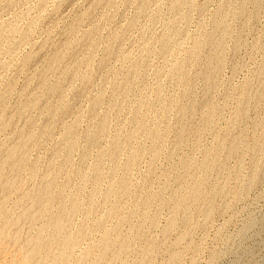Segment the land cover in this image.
I'll use <instances>...</instances> for the list:
<instances>
[{"label": "rangeland", "instance_id": "rangeland-1", "mask_svg": "<svg viewBox=\"0 0 264 264\" xmlns=\"http://www.w3.org/2000/svg\"><path fill=\"white\" fill-rule=\"evenodd\" d=\"M243 1L244 0H181V1L180 0H176V1L175 0L174 1L173 0H0V31L1 30L3 31V32L2 31L0 32V101H1L0 104H2V106L0 105V108L4 109V110L0 109V114L2 116V117L0 116V118L1 119L5 118L4 120L0 119V126L4 124L3 125L4 127L3 126L0 127V155H1L0 158L3 156L5 158V155L8 152V150L11 152H13L14 150V153L16 152L15 155L17 156V159H19L20 164H22L23 158L26 159V161L23 160L24 161L23 164L27 162V164H25L26 166L23 165L20 168L21 169L20 170L18 168L20 165L15 169L12 168L13 163H14L13 161L16 159H14L13 161L11 160L13 163L11 161L9 163L8 161L7 165L8 163L10 165L7 166L5 164L6 166L5 165L3 166L2 171H1L2 173H0V179L4 180V181H0V184H3V185H0V188L2 186L1 188L2 190L0 189V196L2 195L4 196V197L3 196L0 197V208H1V205L3 207V209L1 208V211H0V218L1 216H3V219L4 218L5 219L7 218L6 220L9 219L8 221H6V223L7 225L8 224L10 225V226H7L6 223L3 224L5 219L3 220L1 218L0 221H2L3 223L2 222L0 223V228H1L0 229V264H25L26 260H28L26 264H34L37 261H38L37 263L39 264H42V262L43 264L44 263L48 264L47 263L48 261L49 263L52 261L51 264H53L54 262H55L54 264H57V262L58 264H63V263L64 264H74V262L75 264H77L76 260L83 261L82 262L83 264H84V261H86L85 262L86 264H92L90 262L95 261V259L97 260L96 262L99 261L98 262L99 264H119L122 262L120 261V259L124 260V262H122L123 264L126 263L125 261H127L126 264H128V262H130V264H137V263L143 264L144 261L146 260L145 258H149V256L151 255H152L151 258L153 260L151 261V259L149 258L146 260L148 261V263L145 261V264L146 263L149 264L150 262L151 264H165V263L170 264L172 262H173L172 264H264V77H263L264 76V66H263L264 65V0H253V2L256 1V4L258 3L256 5L254 2L255 6L252 4L251 0L249 1L245 0L244 2ZM170 2L171 3L175 2V4H177L175 5L176 8L174 6H171ZM225 4H227L228 7ZM242 4H245V5H242ZM218 6L223 9L220 10L221 8H219ZM171 7L174 8V10ZM225 7H226V11H224ZM241 7L245 9L244 13ZM217 8H219V10ZM227 8L228 9L230 8V9L228 10ZM233 10H235V12H233ZM86 11L87 13L88 12L89 13L88 14L84 13ZM230 11H232V13ZM237 11H239V13H237ZM214 13L216 14L215 15L216 17H214ZM236 13H237V16H236ZM217 14L219 15L221 14L220 15L222 16L221 18H225L223 17L224 14L225 16L229 14V16L226 17L227 19L226 18L219 19V15L217 16ZM31 18L37 23L35 24L31 23V22H34V21H31ZM213 18H215V20ZM221 20H223L221 23L225 22L226 26L224 24H222L223 26L220 25L221 23L217 25V23L220 22ZM213 22L215 23L213 24ZM28 24L30 27L27 26ZM33 25L35 27H33ZM215 27H217V29ZM223 27H225L226 29V30L224 29L225 32L221 31L220 29ZM7 28L8 30H11L12 32L14 29L15 31L16 30L17 31L16 33L12 35L11 34L12 32L9 31L10 33H8ZM27 28L29 30H27ZM214 28L217 31H215ZM212 30L214 31L212 32ZM220 31L224 32L225 34L222 33L221 35ZM4 32L6 35L5 39L3 36ZM6 32L9 35H7ZM25 32H27L26 33L27 35L25 34ZM209 32L213 35H214V32L215 33L218 32L219 34L216 33L213 39H211L213 35H211L212 37L210 36L211 38L207 39L206 36L210 35ZM21 33L22 35H25V37L22 36L21 38ZM207 33L209 34L207 35ZM217 34H218V37H217ZM198 37L199 38L201 37L203 39L200 38L197 40ZM219 37L220 39H218ZM216 38H217V41L222 40V42H219V41L216 42ZM195 39L197 40V42L194 41ZM206 39L207 40L211 39V42L207 41ZM214 39H215V42L212 41ZM201 41L203 42V44L201 43ZM193 42H196L198 44L201 43L203 46L200 44L201 45V48H200L197 46L198 45L197 44L196 45L198 47V50H197V47L196 48L193 47L196 44V43L193 44ZM213 43L214 45L216 43V45L214 46ZM67 44H70V47ZM217 45L220 47L221 51ZM204 46L207 47V50H204V52H202L203 50L201 49L203 48L206 49V47ZM66 47H69V48L66 49ZM109 48L111 49L110 51L108 50ZM190 48L192 49L194 48L192 50V53L190 52L191 51ZM187 50H189L188 53H187ZM194 50L195 51L197 50V52H195ZM58 51H60L63 54L62 55L59 52V54L64 56V59H62L61 55L58 54ZM107 51H109L110 54H108ZM218 52H220L221 55H219L220 53ZM207 53H209V56L207 55ZM56 54L59 57H61L60 59L62 61L58 58V56L56 58ZM186 54L187 55L189 54L188 57H190L193 61L196 60L197 63L195 61V65H194V62L191 61L190 58L188 60V57L187 58L185 57L187 56ZM196 56L200 58H197ZM214 56H217V57L215 58ZM221 57L222 59L218 60V58H221ZM185 58L188 61H185ZM55 59L60 60V61L57 60L59 62L58 65H56L57 62ZM214 61L216 62L214 63L216 65L213 64ZM177 62L180 64L182 62L183 63L185 62L184 64L187 67H185L184 64L179 66ZM173 63H176L174 64L175 65L174 68L172 65ZM220 64H221V67L219 66ZM50 65L51 66L54 65V67L57 69L55 68L53 69V67L50 68ZM183 65L185 69L183 68ZM133 67L135 70L137 69L135 73H134L135 70H133L132 72ZM47 68L49 70H46ZM172 68L173 70L174 69L176 70L171 72ZM177 68L178 69L183 68L184 71L183 70L179 71ZM67 69H69V71ZM65 70H66L65 73L67 75L64 74L65 76L64 78H62V76L60 75H62L64 73L63 71ZM77 70L78 71L80 70L81 72H76V75H75L74 72ZM44 71H47V72H44ZM176 71H177L176 74H178L180 78L177 77V75H175ZM170 72H171L170 74L171 76L169 77L168 73ZM178 72H182V73L179 74ZM204 73L205 75H203ZM79 75L81 76L82 81ZM172 75L174 78L172 77ZM74 77H76L75 78L76 80L77 79L79 80V78L80 80L76 81L75 79H73ZM185 77H186V80L189 77L188 80L190 81H186L184 79ZM191 77L192 78L194 77L193 78L194 80L190 79ZM182 81L184 83H181ZM41 82L43 85V88L41 87L42 90L39 88L40 86H42ZM58 82L60 83L59 85H58ZM45 85L48 87V89L45 87ZM50 85L55 86L56 89L60 87L61 89L59 88L60 90L58 89V92L61 94H58L57 91H56L57 93H53V89L54 91L56 89ZM182 85L183 86L186 85V86L183 87ZM206 85L207 87H205ZM6 88H8L9 90L8 89L6 90ZM124 89H126V93H128L129 95L125 96ZM184 89L187 91H184ZM190 89L193 95H190V99H189V92H191ZM7 91L8 92L10 91V94ZM48 91L52 92V94L51 95L50 93L48 94L47 93ZM242 93L243 94L245 93V94L243 95ZM2 95H4V97ZM60 96H62L63 100L65 99L64 101L63 100L61 101L62 102L61 104L59 103L60 102L59 99L61 98ZM158 97L161 99V100L159 99L160 101L157 99ZM143 98H145L144 101H143ZM2 100L4 103L2 102ZM30 101L32 103H30ZM140 101L141 102L143 101V104H141ZM146 101L147 103H144ZM191 101L193 104L191 103ZM64 102H67V104L66 103L64 104ZM152 102H156V104L153 103V107H155L154 110L153 109L150 110V108H153ZM160 102H163V103L166 102L167 104L171 103L169 104V106L171 105L170 107L173 108L174 110L170 109V107L168 108L167 107L168 105L166 103L161 104ZM184 102L186 103V105H183V107L185 106L186 107L183 109L182 104H185ZM91 103L93 105L95 104L96 106L95 105L93 106ZM157 103L161 105L159 106ZM136 104H141L143 107H141L140 105L138 106ZM187 104H189V108ZM23 105L25 106V109L28 108L27 109L28 112L24 109ZM35 105H36V108L32 109L31 107L32 106L35 107ZM57 105H60V106H58L57 108ZM54 106L56 108H54ZM136 106H138V108L141 107V109L140 110L136 109L137 108ZM144 106H147V107H144ZM157 106L158 107L163 106V108H160L161 109L160 110ZM165 106L168 108V109L166 108V110L170 109L169 111H167V113H164L166 112V110L165 111L163 110L165 109ZM180 106L182 109L181 108L179 109ZM239 106L241 107L242 110L245 109V111H241ZM19 107H21L20 108L22 109L21 111H24V112L21 113V111L18 110ZM60 107H61V110H60ZM213 108L216 110H214ZM56 109H58L59 111L58 110L56 111ZM178 109L181 111L180 114H179L180 111ZM190 109L192 110V112ZM238 109H240V112H238L239 111ZM136 110H138L137 115L139 114L138 115L139 118L138 116H136V112H133ZM175 110L177 111L176 113H175ZM184 110L185 111L187 110L186 111L187 112L186 115L188 114L187 116L184 115L185 114ZM48 112H53L52 114L53 116H51V114H49ZM20 113L21 114L24 113V114L21 115ZM177 113H178V116L176 115ZM133 115H135L136 118H133L132 117ZM140 115H142L143 118ZM103 117L106 120L104 119L100 120V118H103ZM140 118L142 119L143 122H141ZM177 118H179V121ZM183 118L185 120H183ZM9 119L10 120L12 119L11 120L12 123L11 121L8 122ZM131 119L132 120L135 119L136 122L133 121L134 122L133 123ZM77 120L78 122H76ZM1 121L3 123H1ZM104 121L106 124L103 123ZM205 121H207L205 123L206 126L203 124ZM8 123L11 124V125L9 124L10 126L8 125L9 128L7 127ZM137 123L139 124L137 125ZM100 124L101 126L103 124L104 127L106 125L107 128L106 127L103 128L101 126L99 127ZM135 124L138 127H136ZM185 124L188 127L185 126ZM69 125L74 126V127L69 128L68 127ZM139 125H141V127ZM97 126L99 127V129L97 128ZM131 126L134 128L135 127L138 128L137 130L135 129V131L137 132H134V129ZM145 127L148 129V132L146 131L147 129ZM164 127L165 129L170 128V130L168 129L169 131H167L166 129V131H164ZM71 128H73V130ZM88 128H90L91 131L93 130L92 134H90L91 131ZM150 129L153 132L151 131L149 133ZM177 129H179L180 131L179 130L177 131ZM86 130L88 131L90 135L86 133L87 132ZM97 130L98 131L100 130L99 132L101 133L97 132ZM103 130H105V132ZM154 130L156 131L155 135L156 136L159 135L158 137H156L153 134ZM67 131L69 133L71 132V134L68 135ZM15 132L17 133L18 136L15 134ZM116 132H118V135L120 133L121 136L119 135L120 137H118L117 135L115 137L114 134L116 135ZM129 132L130 133L134 132L136 135H134L133 133L130 134ZM18 133L21 135H19ZM97 133L100 134V138L98 137L99 139L97 138V136H99V135H96ZM147 133H149V136H147L148 135ZM28 134L29 136L31 135L30 136L31 138L27 136ZM64 134H66L67 136ZM126 134L133 135L135 139L133 137L131 138L128 137V135L126 136ZM95 135H96L95 137L96 140H94V137H93ZM153 135L154 137H156L155 139ZM160 135L162 136L161 140L159 139L161 137ZM66 137H69L68 140L66 139ZM84 137L86 138V141H84L85 140L83 139ZM87 137H89L90 140L93 137L92 142L90 141L91 144H89L90 142ZM117 137H118V140H116ZM150 137H152V140H150ZM163 137L165 138V140L163 139ZM16 138H18L19 140H17ZM23 138L24 140H22ZM111 138H113V141ZM177 138L179 140L182 138L181 140L183 141L181 140L178 141ZM234 138H236L235 142L234 140L231 141V139H234ZM30 139H32L33 142ZM13 140H15V144H17L18 142L19 143L21 142L20 143L21 145H23V142L26 140L28 146L24 147L25 142H26L25 141L24 146H22L24 148L23 149V148H20L21 145L18 143V145H20V146L17 145V147H19L18 149L14 146L15 144H13L14 142ZM59 140H61L62 142ZM129 140L130 142L131 141L132 142L130 143ZM153 140L155 142H151ZM236 140L238 142H236ZM115 141L116 142L118 141V142L115 143ZM161 141L164 143L162 144ZM28 142L30 143V145ZM85 142L87 143V145ZM109 142L111 143L109 144ZM113 142L116 145L112 144ZM121 142L127 145L131 144L132 147L129 146L125 149V146L127 145L122 146ZM59 143H60V146H59ZM73 143L76 146V148L72 146L69 148L68 145L70 144L73 145ZM93 143L97 145L94 146ZM214 143H216L215 145L218 147L219 145H223L221 146L223 147L222 148L223 151L221 147H219L221 149L220 150L218 147L214 145ZM11 144H13V146ZM64 144H67V145H64ZM118 144H121V145H118ZM108 145L109 147L111 145H114V147L112 148L111 146V148H112L113 154L115 153V155L111 154L112 151H111V148L108 147ZM163 145H164V148H163ZM57 146H58V149H57ZM64 146H67V148ZM88 146L89 148L86 149V147ZM115 146L120 147V148H116ZM121 146L124 147L125 149V150L123 149L124 151L122 150ZM159 146H161V149ZM229 146L230 147L234 146V150L236 152H234L233 150L232 153H236V154L231 155L230 154L231 152H230L228 154L229 158H227V156L225 157V155L230 151ZM9 147H12V149L11 148L9 149ZM212 147L213 148L216 147L217 149L215 148L213 152ZM2 148H4V150H2ZM6 148L8 150H6ZM54 148H56V150H59L55 152L56 156L55 154L52 155L53 152L56 151ZM59 148L61 149L63 148L65 151L62 149L60 152ZM71 148H74V149H71ZM104 148L105 149L109 148V149L106 152L105 150H103ZM237 148H240L238 149V152H237ZM83 149L84 151H86V153H84ZM115 149L118 151L117 152L118 156H116L117 153ZM129 149L131 150L130 151L131 153L129 152ZM156 149L157 150L159 149L160 151L158 150L157 153L154 152V151H157ZM21 150L22 151L25 150L26 152L23 153ZM119 150L121 152L120 154H119ZM209 150H210V154H208ZM215 150L216 151L219 150L218 152H220L219 153L220 156ZM1 151L6 152V153H2ZM169 151L170 153L171 151H173L172 152L173 154L172 153H171L172 155H170V153L168 154ZM11 152H8V154H10ZM58 152L62 154L59 155ZM87 152L89 153V155ZM96 152L97 153L101 152L102 155L101 154L99 155ZM136 152L139 154H137ZM205 152L206 154L204 155L203 153ZM21 153H23L24 155H21ZM82 153L85 155L82 156ZM17 154H20V155H17ZM68 154H69V157H68ZM104 154L106 155L105 158L107 156L109 157L105 159ZM157 154H159V156H156ZM221 154L222 156L224 155L225 159H223L224 157H222ZM26 155L28 158L24 157ZM98 155L101 156L99 157V159L96 158L98 157ZM130 155L132 156L133 161L131 159L129 160V158H131ZM153 155L156 157L152 158ZM203 155L204 156L210 155V157L206 156L204 159ZM16 156H14V158H16ZM59 156H61V158ZM114 156H116L115 158L118 157L117 158L118 160L116 159L117 167L115 166L116 162L115 163L111 162L112 164H108L110 161L115 160ZM135 156L137 157L136 159H135ZM215 156H217V158H215ZM94 157H95L94 159L95 162L91 160ZM126 157L128 158L129 163L128 161L126 162L127 160ZM168 157H170L169 160H167ZM4 158H1V159L3 160ZM83 158L85 160H83ZM202 158H203V161L206 160L205 162L209 164L208 166L209 168L201 167L202 163L204 164V165L202 164L203 166L207 165L205 162H202ZM96 159L101 162L97 161ZM185 159L188 160L187 161L188 163H190L188 165V167L191 166L189 169L188 167H186L187 162L186 163L183 162ZM212 159L214 160L211 161ZM54 160H56L55 163H54ZM64 160H67L68 163L70 164H67V162L65 161L66 162V165H65ZM217 160L220 162V164H217L218 163ZM96 161L99 164L100 163L101 164L99 165L98 163H96ZM180 161L183 162L186 168L183 167V164ZM210 161L213 162L214 165L211 164ZM214 161L216 162L217 165L215 164ZM123 162H126L124 164L125 167L128 166L129 164L133 165L132 167L131 165H129L130 167H127V168H131L132 170L130 169L128 170L126 168V171H122L124 167ZM49 163L53 164V166L55 167H52L51 165L49 167ZM57 163L59 165V168L62 167L60 169L58 168L60 171L56 170L58 166ZM59 163H61V165ZM90 163L91 164L94 163L92 164L93 167L91 168H90V165H91ZM179 163L182 164V166ZM32 164H34V166L36 165V167L32 169V171L34 170L33 173L30 170L31 167L33 168ZM97 164L99 166L95 167V165ZM150 164L151 166H149ZM67 165L68 167H66ZM121 165H123V167H121ZM210 165L212 166L210 167ZM24 166L26 168H24ZM101 166L103 169L99 170ZM213 166H215V168ZM51 167H52V171L54 174L51 172ZM112 167L113 169H111V171H114L116 167L115 171L117 173L114 171L116 173V174L114 173L115 175L114 174L112 175L113 172L109 171L110 168ZM125 167H124V170H125ZM78 168H79V172H77ZM87 168H89L91 172L89 169L87 170ZM92 168L95 171L99 170L103 173L98 174L99 172H95ZM47 169H49L48 170L49 172L47 171ZM209 169L211 170L210 174H209V171H210ZM17 170L20 172L18 173ZM85 170L88 175L85 173ZM201 170H204V171H201ZM255 170H256V173H255ZM4 171L7 173H5ZM29 171L31 172V174ZM62 171L65 172L68 178L65 176V174ZM129 171H131L130 175L128 174ZM251 171H254V173ZM9 172L12 174L17 172L18 174H14L13 176ZM35 172L37 173L34 174ZM58 172H62L60 173L61 175ZM88 172H90V174ZM201 172H203V175L201 174ZM41 173L43 174V176ZM57 173L61 177H59ZM68 173L71 176L70 175L68 176ZM80 173H82V175L84 173L86 176L85 175H84L85 177L81 176ZM120 173L122 176H119ZM4 174L8 178L2 176ZM77 174H79V176ZM253 174H255L256 177L252 176ZM16 175H19V176H16ZM98 175H101V177ZM199 175L201 179L198 177ZM9 176H11V178ZM29 176H33V177L29 179ZM45 176L46 178H44ZM91 176L93 178L94 177H97V178L93 179ZM115 176L116 177L119 176L118 178L120 179L121 177V179L118 180V178H115ZM166 176L170 178V179L168 178L169 179L168 183H167L168 180H166ZM80 177L81 178L84 177L82 178L84 182L81 180ZM14 178L16 179L14 180ZM38 178H42V179H38ZM50 178L53 179V180L51 179L53 182L49 180ZM114 178L117 179L118 181H116ZM202 178L204 181L202 180ZM63 179L65 180L63 181ZM66 179H68V181L70 180L71 181L65 182ZM97 179H99V181H97ZM198 179H200V182H197L199 181ZM12 180L15 183H12ZM40 180H43V181H40ZM44 180H46V182H44ZM122 180L124 182V186L127 185L126 187L128 186L130 187V189L129 187L127 189L124 186L123 187L125 189L119 188L121 189L120 191H122L123 194L119 192V189L116 192L117 188L119 187L118 184H116V182L119 183V181H122ZM126 180L128 181L127 183H126ZM194 180L196 181V183L194 182ZM8 181L9 183L7 184L8 186L6 187L5 185ZM47 181L50 183H48ZM95 181L99 182V184H96L97 182L94 183ZM106 181L108 182L109 185L111 184L110 182H113L110 185V187L113 184L115 186L113 185L112 186L113 188H109L108 187L109 185L107 184ZM59 182L60 184L58 185ZM63 182H65L64 184L65 185L67 184L68 187L64 186V184H62ZM193 182L195 183L194 185L198 183L196 185V188H198L197 194L198 196H202V198L196 195L193 196L194 194L193 192L194 188L192 184ZM42 183L47 187V189L49 186V190H47V192L49 191L48 194H52V195L51 197L50 195L48 197L46 195L47 198L46 197L45 198L47 199L48 203H45L46 199L44 198L45 199L44 202L42 201L40 204L36 205L34 197H36L35 195H37L40 192L38 188L39 189L46 188L44 185L41 186ZM80 183H83L84 186ZM92 183L95 185H98V188L95 189L97 186L93 185ZM39 184H41L40 185L41 188L38 186ZM91 184L95 186V188ZM163 184H166L165 185L166 187H164ZM36 185L38 186V188ZM50 185L54 189L51 188ZM75 185H77V189ZM78 185L80 187L83 186V189L84 188L85 189L81 190ZM10 186L12 189L10 188ZM59 186L61 187V189L59 188ZM178 186H181V188L179 189ZM32 187L34 189L36 188L35 190L37 191L34 190V193H33ZM107 187L109 188L108 190H106ZM6 188L11 191L6 190ZM78 188L81 192L78 190ZM161 188H163V190ZM50 189H52L53 191ZM122 189H124L125 191L126 189L130 191L129 192L126 191L127 194H125L124 193L125 191ZM159 189L161 190V192ZM178 189L181 190L179 191V193L177 192ZM183 189L184 190L186 189L187 191L185 190L182 193ZM215 189L217 191V194H216ZM75 190L79 191L80 194L82 195L79 196L78 195L79 192L75 193L76 192ZM92 190H93L92 192L93 194L91 193L89 194V192ZM94 190L96 191L94 192ZM157 190L160 193L156 192V194L159 193L156 196L155 191ZM174 190L177 196L174 194L171 195V193H174L173 192ZM220 190L221 191L224 190L222 191L223 193H221ZM27 191H28L27 194L31 193V195H26L25 193ZM50 191H52L53 193L52 192L50 193ZM55 191H58L56 192L58 195L55 194ZM105 191H108V192L111 191L112 193L114 192L111 195L115 196V199L114 197L112 198V196L108 194V192H105ZM198 191L201 195L198 193ZM208 191H210L212 194L209 192L208 193L209 196L206 198ZM22 192H24V194H22ZM36 192L38 193L36 194ZM115 192L118 194L117 196ZM186 192H188L189 194H187ZM202 192H203V195H202ZM59 193H60V196H62V200H61V197L59 196ZM74 193L75 195L77 194L76 197ZM161 193L162 195H160ZM64 194H66V196ZM69 194H70V197L68 196ZM95 194H97V196ZM103 194L104 195L107 194L106 196L108 197L107 198L108 201L106 200V196L103 197ZM120 194L123 196L120 197ZM214 194L216 195L214 196ZM89 195H92V197L94 198L92 199V197ZM158 195H160V197ZM187 195L191 196V198H188ZM144 196L147 197L146 200L144 199L146 198ZM171 196H172V199L174 200V201L172 200L173 202L171 201L172 203L169 202L170 199L168 200V198H170ZM175 196L177 199H175ZM183 196H184V199L187 197L186 199L187 201H185L184 199H181L183 198ZM192 196L193 198L195 197L196 200L198 197V201L192 200L191 203H194V204L189 205L190 202L188 203V201H191L190 199H193ZM203 196H204L205 204L203 202L204 201ZM66 197H68L69 199L67 198V201H64ZM72 197H74L75 199H73ZM116 197L117 198L119 197L118 200H116ZM156 197L158 198L155 200ZM111 198L114 200V201L112 200L114 203L110 202ZM149 198L150 199L152 198V200H148ZM179 198L183 200L181 203H179L180 202ZM199 198L201 199L202 202L200 201ZM208 198H210V202L212 200L213 204L207 201ZM17 199L19 202L23 201L22 204H20L18 201L17 203L16 202ZM24 199H28V200L24 201ZM48 199L51 200V202ZM52 199L55 202L57 201L59 204L61 201L62 205L63 204L64 205L60 206L57 202L54 203ZM103 199H105L107 202L106 201L103 202L102 201ZM1 200L5 201V202L3 201L4 204L1 202ZM13 200L15 203L13 202ZM71 200L73 204L71 203ZM78 200L79 201L81 200L80 203L82 204H79ZM175 200H178L177 203L175 202ZM144 201H145V205L147 206L148 204H150L149 201H151L150 205L153 204L152 207L150 205L146 207L143 203ZM162 201L164 204L165 202L169 203L168 205H172L175 202L176 204L174 203L173 205H176V206H174L175 208H172L173 206L169 207L167 206V204L164 205ZM65 202L67 203L65 204ZM87 202H89L88 203L89 205L87 204ZM102 202L103 203L106 202L105 204L107 205L103 204V207H102ZM206 202H209L208 203L209 206ZM5 203H6V206H3L5 205ZM99 203H101L100 204L101 206L99 205ZM109 203L111 205V208H110ZM182 203L186 205L188 204V205L186 206V205H183ZM33 204L34 206H32ZM41 204L45 206L43 207V209L45 208L44 210L47 211L46 208L50 209L51 212L47 211L48 212L47 214H50L48 218H47V214L46 215L44 214V212L46 211L40 208V206L42 207ZM44 204H47L48 206H51V205L52 206L48 207L47 205H44ZM85 204L87 205V207ZM117 204L119 205V207L121 206L124 209L121 207L120 209ZM133 204H135V206L138 208H135ZM20 205L22 206L20 207ZM68 205H69V208H67ZM140 205H142V207ZM37 206H39L38 209H37ZM56 206H58V208ZM76 206H77V209L74 208ZM113 206L115 209L113 208ZM127 206L129 209L127 208ZM143 206H145L144 209H143ZM163 206H167L168 208L163 207ZM179 206H181V208H179ZM183 206L186 208L187 207L189 208L186 209ZM210 206L212 209L209 208ZM59 207L61 208L60 210H58ZM65 207L67 208V211ZM71 207L74 208V210L78 212H75L73 209H71ZM80 207H84V208L79 209ZM88 207L89 208L91 207V209H89ZM206 207L207 209L202 210V208H206ZM17 208L19 209V212L18 214L15 215V213H17L18 211ZM107 208H110L109 210L113 211V212L111 211L112 215L114 213L115 215L120 213V215L118 214L116 215V217H114L115 215L111 216L109 214L110 211L109 210L106 211ZM132 208H135L136 210L134 209L135 210L134 211L132 210ZM156 208L160 210L156 211ZM9 209L10 210L13 209L12 210L13 212L12 211H10L11 213L5 212L6 210L9 211ZM84 209L85 211L88 210L90 214L88 218H87L88 213L86 212L87 214L86 213L84 214L85 212ZM93 209L94 210L96 209V210L93 211ZM146 209H147V213L145 212ZM176 209H180V210L176 211ZM208 209L209 211H207ZM2 210H4L5 213ZM61 210H63L62 212L63 214L66 211L65 213L66 215L60 214ZM72 210H73V213H71ZM91 210L95 212L94 214L92 213L93 216L91 215ZM28 211L29 212L32 211V212L29 214ZM55 211L58 213H56ZM203 211L205 213H208L207 216ZM36 212L37 213L39 212V214H36ZM141 212L142 213L144 212V213L141 215ZM155 212H157V214L160 212L158 214L159 216H156ZM7 213H10V214L7 215ZM53 213L56 215L55 217L58 218L57 219L58 221H60L61 219L62 220L64 219L63 221L61 220L63 223L60 221L61 222L60 232L63 230L65 231V234L66 233L69 234L70 232V235H71V232L74 231L75 234L74 233H73L74 235L72 234V236L74 237L69 236V238L73 242L68 238L67 234L65 237L60 232H58L56 236L54 235L56 234L54 232L55 231L54 225L58 221L57 220L55 221L54 218H52L54 222H51L52 220L50 219L51 217L54 216V215L51 216V214ZM75 213L76 215H73L74 219L70 220L72 219L71 217H73L71 215ZM107 213L109 214V217ZM126 213L129 214L128 218L126 217L127 220L124 217ZM173 213H175V215ZM209 213H211V215ZM11 214L13 215L11 216ZM23 214L25 216H22ZM144 214L146 216H144ZM172 214H173V217H172ZM36 215H37V219L35 217ZM68 215L69 217L71 216L69 219L68 217H66ZM122 215H124L123 216L124 218L122 217ZM138 215L140 217L141 216L146 217L145 218L146 222L144 223L145 219L143 220L142 219L143 217L140 219ZM152 215L154 217H158L156 223L154 222L156 221V218L155 220H154V217H153V220L151 219ZM186 215L188 217L187 218L188 221L186 217L185 219L188 223H186L183 217ZM208 215L209 217L210 216L211 217L207 219ZM106 216L110 219L111 217H114V219L109 220L106 218ZM26 217H28V220ZM45 217L47 218L46 220V222L48 221L47 223L43 221ZM96 217L100 218L101 220L98 219L100 221H97ZM120 217H122V221L124 224H122V221L121 222L117 221L118 219L121 220ZM167 217L169 218L172 217V218L168 220ZM181 217H182V220H181ZM17 218H19V220H17ZM38 218H40V220ZM66 218L69 221H71L72 224L68 220L66 224ZM85 218L90 219V220L92 219V220L90 221ZM174 218H176L177 220L175 221ZM33 219L35 220L33 221ZM16 220L18 221V223L15 222ZM26 220L30 224L29 223L27 224ZM82 220L84 221V223H86L84 225L85 227L86 225L89 226L91 223L95 221V224H91V230L89 228L90 231H92L93 229L95 230L89 233L88 228L87 227L85 228L82 226L83 225ZM140 220H142V223ZM166 220H168L167 221L168 223L170 222V220H172L174 223L176 222V226H172L173 227L172 230H170V227H169V230H167L168 228L166 227H168L169 225L167 226L165 225L167 223ZM10 221L13 223V224L11 223L12 225L10 224ZM182 221H185L186 224L183 223ZM23 222H26V223H23ZM31 222L34 224H32ZM41 222L47 225L50 222L51 225L53 224L54 225L53 227L52 226L50 227V224H49L48 226L49 229H48L47 225L45 226L46 227L45 228L43 227L45 224L43 225ZM88 222L90 224H87ZM98 222H101L104 225ZM113 222L114 224L118 222L120 223L114 225ZM150 222L152 223V225ZM137 223H138L139 228L140 226H143L142 229H145V231L143 230L142 232L141 229L137 231L138 226L135 227ZM15 224H20V226L21 224H23V226L25 224V226L24 227L23 226L20 227L19 225L15 226ZM120 224L124 226H119ZM182 224L183 225L185 224V226H183ZM28 225L29 226L34 225V226L31 228V226L29 227ZM94 225L96 226L101 225V226H99V228L98 227L95 228L96 226L94 227ZM116 225H118L121 231V232L119 231L120 234L117 233L118 227H116ZM131 225H135V226L131 227ZM13 226H14V229L11 230ZM17 226L18 228H16ZM64 226H66L67 229ZM6 227H9V229L7 230ZM27 227H29V229ZM36 227L39 230V231L37 230L38 232L36 231L37 229ZM74 227L77 229H75ZM78 227L79 228L81 227V229H79ZM148 227H151V229L150 228L148 229ZM72 228H74V230H72ZM128 228L129 230L131 229V231H129ZM132 228H134L135 230L137 229L136 232ZM15 229L16 230L18 229V230L16 231ZM43 229L44 230L46 229V231L43 232ZM78 229L79 230L83 229V230L79 231ZM84 229L87 233L84 231ZM104 229L106 230L104 231ZM163 229L165 230V232ZM77 230L80 232L79 234H81L82 232V234L84 233V236L85 235L86 236L84 238L83 236L79 237V234L76 232ZM17 232L19 233V235ZM40 232H43V235L38 234ZM105 232L107 233L104 234ZM111 232L112 233L115 232L117 235L112 236ZM129 232H131L132 234L130 235ZM34 233H36L35 236H39V238L37 239L36 237L34 238ZM52 233H53V236H52ZM162 233H164L163 234L164 236H162ZM182 233L184 234L182 235ZM31 235L36 240L40 239L41 237H43L44 239L45 238L47 239L49 235H51L52 237L49 236L50 241L48 239L44 240L43 238H41L40 241L43 242V244L38 240L42 244L41 245L40 243H38V241L36 242L32 237H30ZM103 235H105L104 237L108 238L107 246L106 244L102 245V243L104 242V238H101V237H103ZM132 235H135L137 237L139 235H142V236H140V238L138 239L137 237L132 236ZM44 236H47V237H44ZM121 236L124 241L120 238ZM56 237L58 239H56ZM63 237L64 238L67 237L70 241H68V245H67L68 248L64 247L65 249L63 250V255H62L61 254L62 247L65 244L63 243L61 245L60 244L57 245L58 249L56 250V252L58 254L54 252L55 249H53L54 248L53 246H55L56 248L57 243L65 242V240L67 241V239L64 240ZM75 237L77 239H75ZM111 237L112 238L115 237L114 239L115 241L116 240L117 241L115 242L114 240H111L112 239ZM151 237L153 239H151ZM180 237L182 238L183 241L179 239ZM51 238H53V240ZM59 238L62 239L61 242ZM78 238L82 240L80 239L78 240ZM99 238H101L100 244L96 246V244L99 243V240H98ZM156 238L159 239L157 240V242L155 241ZM162 238H164L163 241H162ZM133 239L135 240V242H132L134 241ZM148 239L150 240V242L148 241ZM160 239L162 243L159 242ZM176 239L178 240V242H180L179 240H181L182 243L180 242L181 244H178ZM30 240H32L31 242H33L34 246H35L34 243H36V246L37 245L38 246L32 249L31 245H29ZM74 240L75 241L77 240V243H79V245L77 244L78 245L77 247L75 246L76 243L74 242ZM118 240H120V242H118ZM52 241H55V242H52ZM175 241H176V244L174 243ZM45 242H49L50 244L52 243L51 245L52 248L50 246L47 247L48 243L46 244ZM69 242L71 244H69ZM110 242H111V245H110ZM118 243H121V244H119L118 246ZM150 244L153 245L152 247H155L156 245L158 249L156 248L155 250V248H151ZM24 245L26 246L25 248L23 247ZM70 245L74 247H71ZM104 245L106 247H104ZM115 245L119 247V249H123L125 253H123V251L121 250L119 252L121 254H118L119 249L115 247ZM149 245H150L151 252L149 251V247H147ZM39 246L41 249H42L41 246H43V248L47 247L48 249L50 248L51 250L49 249L50 251L49 252L47 251L48 249L45 248L44 252L47 251L46 252L47 254H46L43 251H39L40 250ZM60 246L61 248H59ZM108 246L109 247L112 246V247L109 248ZM29 247H31V249ZM98 247L100 249H98ZM102 247H104L103 250L101 249ZM38 248L39 250H37ZM107 248H109V250ZM112 248L114 251L116 250L115 252L112 253L113 255L116 253L114 256L111 255L110 253L113 251L111 250ZM147 248H148V251H147ZM87 249L89 250V252H85V250ZM126 249L127 250L129 249V251H127ZM144 249L145 251H143ZM23 250L25 251V254L22 253L24 252ZM65 250L66 251L68 250V251L66 252ZM99 250L101 251L100 253H99ZM104 250L105 251L107 250L105 252L106 254L105 255L103 254L104 256H101ZM141 250L143 252L147 251L148 253L149 252L150 253L148 255H146V253H144L145 255H141V253L143 254ZM178 250L179 251L181 250V251L178 252ZM35 251L36 253L41 252L40 255L36 254V256L38 255V258L35 256ZM69 251H71L72 253L71 255L68 254ZM90 251L91 253L95 252L96 254L90 255ZM52 252H53V255H52ZM59 252L61 254V257H60ZM175 252L177 255L178 254L179 256L181 255V257L178 256L177 259L179 261H176L177 260L176 259L175 260L176 262L174 261L171 262L170 258L173 255V253L175 254ZM181 252H183V254ZM54 253L57 255H55ZM84 253L86 254L88 253V256L90 255L89 256L90 258ZM98 253L104 259L102 258L100 259L99 258L100 256L98 255ZM44 254H46V256ZM78 254H79V257H78ZM109 254L113 256V258H115L114 259L115 262H113V259L112 257H110ZM117 254H118V258H116ZM122 254H125L128 260ZM26 255H29L28 258L30 259L28 258L26 259ZM64 255H65V258H64ZM67 255L71 256L70 257L71 259L69 258V256L67 258L66 257ZM96 255H97V258H94V256ZM121 255L124 257H122ZM41 256H44V258L48 257V260L43 261L44 258L43 257L41 258ZM50 256H53L55 259ZM58 256L61 259L58 258ZM74 256H76L77 258H73ZM80 257L81 258L85 257V259L82 258V260H80L81 259ZM138 257L142 258V262H140V259ZM39 258L42 260V262H39L41 261V260H38ZM62 258L63 259L67 258L68 262L65 263L66 261L63 260ZM88 258L91 261H89ZM143 258L145 260H143ZM74 259L76 260L74 261ZM109 259H111L112 261H110ZM136 259L138 260L137 263L136 261H134ZM60 260H63V263ZM100 260L103 262L100 263ZM132 260L134 261V263L132 262ZM79 261H78V264L81 263V262L79 263ZM166 261H168L169 263ZM93 264H96V263L94 262Z\"/></svg>", "mask_w": 264, "mask_h": 264}, {"label": "bare ground", "instance_id": "bare-ground-1", "mask_svg": "<svg viewBox=\"0 0 264 264\" xmlns=\"http://www.w3.org/2000/svg\"><path fill=\"white\" fill-rule=\"evenodd\" d=\"M173 1H174V0H173ZM175 1H176V0H175ZM180 1H181V0H180ZM244 1H245V0H244ZM244 1H243V2H244ZM248 1H249V0H248ZM251 1H252V4H253V5H254V2H255V4H256V1H254V2H253V0H251ZM258 2H259V1H258ZM170 3H171V2H170ZM177 3H178V2H177ZM172 4H174V5H172ZM252 4H251V5H252ZM257 4H258V3H257ZM257 4H256V5H257ZM170 5L175 7V5H177V4H175V2H174V3H171ZM225 5L227 6V4H225ZM242 5H245V4H242ZM247 5H248V3H247ZM219 6H220V5H219ZM219 6H218V7H219ZM254 6H255V5H254ZM227 7H228V6H227ZM171 8H172V7H171ZM175 8H176V7H175ZM219 8H221V7H219ZM219 8H217V9L219 10ZM237 8H238V7H237ZM172 9L174 10V8H172ZM222 9H223V8H221L220 10H222ZM227 9H228V8H227ZM229 9H230V8H229ZM229 9H228V10H229ZM239 9H240V8H239ZM241 9H243V13H244L245 9H244L243 7H241ZM218 10H216V11H218ZM237 10H238V9H237ZM87 11H88V10H87ZM87 11L84 12V13H87ZM89 11H90V10H89ZM224 11H226V7H225V10H224ZM241 11H242V10H241ZM241 11H240V12H241ZM220 12H221V11H220ZM222 12H223V11H222ZM230 12L232 13V11H230ZM233 12H235V10H233ZM88 13H89V12H88ZM88 13H87V14H88ZM216 13H217V12H216ZM226 13H227V12H226ZM228 13H229V12H228ZM237 13H239V11H237ZM237 13H236V16H237ZM234 14H235V13H234ZM234 14H233V15H234ZM240 14H241V13H240ZM42 15H43V14H42ZM215 15H216V14L214 13V17H216ZM218 15H219V14H217V16H218ZM220 15H221V14H220ZM220 15H219V19L222 17V16H220ZM222 15H223V14H222ZM226 15H227V14H226ZM230 15H231V14H230ZM243 15H244V14H243ZM227 16H229V14H228ZM227 16H225V14H224L223 17L226 18ZM234 16H235V15H234ZM238 16H239V15H238ZM225 18H221V19H225ZM213 19L215 20V18H213ZM226 19H227V18H226ZM214 20H213V21H214ZM29 21H30V20H29ZM31 21H34V20H32V18H31ZM222 21H223V20H221L220 22H218L217 25L220 24ZM77 22H78V21H77ZM216 22H217V20H216ZM28 23H29V22H28ZM31 23H34V24H35V23H37V22L34 21V22H31ZM214 23H215V22H213V24H214ZM222 24H224V25L226 26V23H225V22H224V23H221L220 25H222ZM77 25H78V24H77ZM77 25H76V26H77ZM215 25H216V24H215ZM215 25H214V26H215ZM220 25H219V26H220ZM27 26H29V24H28ZM31 26H32V25H31ZM222 26H223V25H222ZM29 27H30V26H29ZM33 27H35V26L33 25ZM71 27H72V26H71ZM215 28L217 29V27H215ZM215 28H214V30H215ZM218 28H219V27H218ZM13 29H14V28H13ZM212 29H213V28H212ZM220 29H221V31H224L225 27L220 28ZM222 29H223V30H222ZM27 30H29V29L27 28ZM214 30H212V32H213ZM218 30H219V29H218ZM225 30H226V29H225ZM1 31H2V30H1ZM1 31H0V32H1ZM7 31H8V33L12 32L11 30H8V28H7ZM9 31H10V32H9ZM14 31H15V29H14L13 32L11 33L12 35H13L14 33H16L17 30H16L15 32H14ZM73 31H74V30H73ZM215 31H217V30H215ZM221 31H220V32H221ZM2 32H3V31H2ZM218 32H219V31H218ZM218 32H216V33H218ZM224 32H225V31H224ZM224 32H221V35H222V33L225 34ZM22 33H23V32H22ZM22 33H21V38H22V36L25 37V35H22ZM26 33H27V32H25V34H26ZM68 33H69V32H68ZM70 33H71V31H70ZM209 33H210V32H209ZM209 33H207V35H208ZM216 33L214 32V35H216ZM6 34H7V32H6ZM218 34H219V33H218ZM218 34H217V37H218ZM2 35H3V34H2ZM7 35H9V34H7ZM26 35H27V34H26ZM211 35H213V34L210 33V35L206 36V38H207V39H208V38H211V37H212ZM214 35H213V37H212L211 39L214 38ZM221 35H220V37H221ZM3 36H4V39H5V37H6L5 32H4V35H3ZM202 36H203V35H202ZM210 36H211V37H210ZM1 37H2V36H1ZM215 37H216V36H215ZM220 37H219L218 39H220ZM200 38H201V37H200ZM200 38L198 37L197 40L200 39ZM204 38H205V36H204ZM223 38H224V37H223ZM223 38H222V39H223ZM201 39H203V38H201ZM207 39H206V40H207ZM211 39H210V40H207V41H210V42H211ZM197 40L195 39L194 41L197 42ZM204 40H205V39H204ZM207 41H206V42H207ZM212 41L215 42V39L212 40ZM218 41H219V40H218ZM218 41H217V38H216V42H218ZM196 42H193V44L196 43ZM198 42H199V41H198ZM204 42H205V41H204ZM219 42H222V40H220ZM201 43L203 44L202 41H201ZM201 43H199V44L196 43L195 46H193V47L196 48V47L198 46V47L201 48V45H202ZM65 44H66V43H65ZM75 44H76V43H75ZM197 44H198V45H197ZM200 44H201V45H200ZM207 44H208V43H207ZM67 45H69V47H70V44H67ZM67 45H66V46H67ZM196 45H197V46H196ZM199 45H200V46H199ZM213 45H214V43H213ZM215 45H216V43H215ZM215 45H214V46H215ZM218 45H219V43H218ZM218 45H217V46H218ZM87 46H88V45H87ZM202 46H203V45H202ZM206 46H208V45H206ZM206 46H204V47H206ZM211 46H212V45H211ZM220 46H221V45H220ZM222 46H223V44H222ZM236 46H237V45H236ZM63 47H64V46H63ZM69 47H66V49L69 48ZM111 47H112V46H111ZM198 47H197V50H198ZM209 47H210V45H209ZM209 47H208V48H209ZM212 47H213V46H212ZM218 47H219V46H218ZM234 47H235V46H234ZM194 48H193V49H194ZM213 48H214V47H213ZM190 49H191L190 52L192 53V50H193V49H192V48H190ZM209 49H210V48H209ZM216 49H218V48H216ZM219 49H220V47H219ZM222 49H223V48H222ZM64 50H65V49H64ZM108 50L110 51L111 49L109 48ZM197 50H196V51L194 50V51L197 52ZM201 50H203L202 52H204V50H207V47H206V49L203 48V49H201ZM201 50H200V51H201ZM213 50H214V49H213ZM109 51H107L108 54H110ZM218 51H219V50H218ZM220 51H221V49H220ZM59 52H60V51H58V54H59ZM188 52H189V50H187V53H188ZM207 52H208V51H207ZM210 52H211V51H210ZM60 53H61V52H60ZM199 53H201V52H199ZM218 53H220V52H218ZM61 54H62V53H61ZM61 54H59V55H61ZM108 54H107V55H108ZM189 54H190V53H189ZM189 54H188V55H189ZM194 54H195V53H194ZM194 54H193V55H194ZM197 54H198V53H197ZM197 54H196V55H197ZM62 55H63V54H62ZM62 55H61V57H62V59H64V56H62ZM186 55H187V54H186ZM188 55L185 56V57L187 58ZM193 55H192V56H193ZM202 55H203V54H202ZM207 55L209 56V53H207ZM219 55H221V53H220ZM57 56H58V55L56 54V58H57ZM194 56H195V55H194ZM194 56H193V57H194ZM197 56H198V55H197ZM197 56H196V57H197ZM205 56H206V55H205ZM26 57H28V56H26ZM26 57H25V59H26ZM51 57H52V56H51ZM61 57L58 56L59 59H60ZM201 57H202V56H201ZM214 57L216 58L217 56H214ZM29 58H30V57H29ZM29 58H28V59H29ZM54 58H55V57H54ZM54 58H53V60H54ZM105 58H106V57H105ZM186 58H185V61H188L190 57H188V60H187ZM194 58H195V57H194ZM194 58H193V59H194ZM197 58H200V57H197ZM203 58H204V57H203ZM215 58H214V59H215ZM51 59H52V58H51ZM59 59H57V60L60 61L61 59H60V60H59ZM182 59H184V58H182ZM190 59H191V58H190ZM195 59H196V58H195ZM212 59H213V57H212ZM219 59H222V57H221V58H218V60H219ZM55 60H56V59H55ZM57 60H56V62H57L56 65H58V63H59ZM198 60H199V59H198ZM205 60H206V58H205ZM215 60H216V59H215ZM61 61H62V60H61ZM182 61H183V60H182ZM191 61H193V60L191 59ZM195 61H196V60H195ZM195 61H193V62H194V65H195ZM212 61H213V60H212ZM178 62H180V61H178ZM178 62H177V63H178ZM189 62H190V61H189ZM208 62H209V61H208ZM220 62H221V61H220ZM102 63H103V61H102ZM104 63H105V62H104ZM129 63H130V62H129ZM184 63H185V62H184ZM184 63L182 62L181 64H180V63H178V64H179V66H180V65H182V64H184ZM196 63H197V61H196ZM198 63H200V62H198ZM214 63H216V62L214 61L213 64H214ZM217 63H218V62H217ZM53 64H54V63H53ZM174 64H176V63H173V64H172V65H173V68H174V66H175ZM201 64H202V63H201ZM56 65H55V66H56ZM184 65H185V64H184ZM184 65H183V68H184ZM192 65H193V64H192ZM210 65H211V64H210ZM214 65H216V64H214ZM177 66H178V65H177ZM219 66L221 67V64H220ZM263 66H264V65H263ZM48 67H49V66H48ZM51 67H53V69L55 68L54 65H53V66L50 65V68H51ZM127 67H128V66H127ZM134 67H135V66H134ZM134 67L132 68V72H133V70H135ZM185 67H187V66L185 65ZM202 67H203V66H202ZM206 67H207V66H206ZM135 68H136V67H135ZM173 68L171 69V72H173V71L176 70V69L173 70ZM183 68H182V69H180V68L178 69V68H177V69H178L179 71H180V70L182 71ZM55 69H57V68H55ZM184 69H185V68H184ZM262 69H263V67H262ZM46 70H49V69L47 68ZM67 70L69 71V69H67ZM136 70H137V69H136ZM136 70L134 71V73L136 72ZM206 70H208V69H206ZM218 70H219V69H218ZM218 70H217V71H218ZM54 71H55V70H54ZM73 71H74V70H73ZM169 71H170V70H169ZM183 71H184V70H183ZM185 71H186V70H185ZM259 71H260V70H259ZM44 72H47V71H44ZM63 72H64V73H63V74L61 73L62 75H60V76H62V78H64V76H65L64 74H66V73H65L66 70L63 71ZM76 72H81V71H80V70H79V71H78V70L75 71V72H74L75 75H76ZM171 72L168 73V74H169V77L171 76V75H170ZM210 72H211V71H210ZM134 73H133V74H134ZM176 73H177V71L175 72V75H177V77H179L178 74H176ZM178 73L181 74L182 72H178ZM261 73H262V72H261ZM261 73H260V75H261ZM43 74H44V73H43ZM68 74H69V73H68ZM168 74H167V75H168ZM172 74H173V73H172ZM217 74H218V73H217ZM66 75H67V74H66ZM75 75H74V76H75ZM80 75H81V74H80ZM80 75H79V76H80ZM201 75H202V74H201ZM203 75H205V73H204ZM206 75H207V74H206ZM82 76H83V75H82ZM208 76H209V75H208ZM215 76H216V75H215ZM257 76H258V75H257ZM42 77H43V76H42ZM72 77H73V75H72ZM172 77H173V75H172ZM172 77H171V78H172ZM175 77H176V76H175ZM194 77H195V75H194ZM194 77H193V78H194ZM196 77H198V76H196ZM203 77H204V76H203ZM263 77H264V76H263ZM70 78H71V77H70ZM75 78H76V77H74L73 79H75ZM80 78H81V76H80ZM80 78H79V80H80ZM173 78H174V77H173ZM179 78H180V77H179ZM188 78H189V77H188ZM188 78H187V80H186V77H185L184 79H185L186 81H190V80H188ZM193 78L191 77L190 79L194 80ZM207 78H208V77H207ZM41 79H42V78H41ZM60 79H61V77H60ZM71 79H72V78H71ZM75 80H76V79H75ZM77 80H78V79H77ZM77 80H76V81H77ZM79 80H78V81H79ZM83 80H84V78H83ZM182 80H183V79H182ZM185 80H184V81H185ZM206 80H207V79H206ZM209 80H210V79H209ZM262 80H263V79H262ZM72 81H73V80H72ZM81 81H82V78H81ZM126 81H127V80H126ZM178 81H179V80H178ZM213 81H214V80H213ZM47 82H48V81H47ZM201 82H202V81H201ZM43 83H44V82H43ZM54 83H55V82H54ZM122 83H123V82H122ZM181 83H184V82L182 81ZM188 83H190V82H188ZM188 83H187V84H188ZM45 84H46V83H45ZM50 84H51V83H50ZM59 84H60V83L58 82V85H59ZM185 84H186V82H185ZM41 85H42V82H41ZM48 85H49V84H48ZM56 85H57V84H56ZM58 85H57V86H58ZM123 85H124V84H123ZM189 85H191V84H189ZM207 85H208V84H207ZM207 85H206L205 87H207ZM50 86H52V85H50ZM50 86H49V88H50ZM128 86H129V85H128ZM128 86H127V87H128ZM182 86H183V85H182ZM184 86H186V85H184ZM184 86H183V87H184ZM41 87L43 88V85L40 86L39 88L41 89ZM45 87L48 89V87H47L46 85H45ZM45 87H44V88H45ZM52 87L56 89L55 86H52ZM8 88H9V87H8ZM8 88H6V90H7ZM39 88H38V89H39ZM46 88H45V89H46ZM53 88H52V89H53ZM57 88H58V87H57ZM59 88H60V87H59ZM59 88H58V89H59ZM190 88H191V87H190ZM9 89H10V88H9ZM9 89H8V90H9ZM58 89H56L55 91H54V89H53V93H57V92H58ZM60 89H61V88H60ZM60 89H59V90H60ZM185 89H186V87H185ZM185 89H184V91H187V90H185ZM205 89H206V88H205ZM6 90H5V91H6ZM41 90H42V89H41ZM124 90H125V96H126V95H129L128 93H126V89H124ZM43 91H44V90H43ZM49 91H50V90H49ZM49 91H48L47 93H48V94L50 93V95H51L52 92H49ZM56 91H57V92H56ZM61 91H62V90H61ZM190 91H191V89H190ZM7 92H8V91H7ZM157 92H158V91H157ZM243 92H244V91H243ZM8 93L10 94V91H9ZM8 93H7V94H8ZM41 93H42V91H41ZM123 93H124V92H123ZM3 94H4V92H3ZM58 94H61V93L58 92ZM242 94H243V93H242ZM244 94H245V93H244ZM244 94H243V95H244ZM121 95H122V94H121ZM190 95H193V94H192V91L189 92V99H190ZM2 96L4 97V95H2ZM5 96H6V95H5ZM42 96H43V95H42ZM46 96H47V95H46ZM48 96H49V95H48ZM62 96H63V94H62ZM62 96H60L61 98L59 97V98H60V99H59V100H60V102H59L60 104L62 103L61 101L63 100V99H62ZM123 96H124V94H123ZM158 96H159V95H158ZM98 97H99V95H98ZM192 97H194V96H192ZM192 97H191V98H192ZM1 98H2V97H1ZM6 98H7V97H6ZM100 98H102V97H100ZM100 98H99V100H100ZM3 99H4V98H3ZM43 99H44V98H43ZM126 99H127V98H126ZM155 99H156V98H155ZM157 99L159 100L160 98L158 97ZM189 99H188V100H189ZM64 100H65V99H64ZM64 100H63V101H64ZM93 100H94V99H93ZM144 100H145V98H143V101H144ZM160 100H161V99H160ZM160 100H159V101H160ZM97 101H98V100H97ZM114 101H115V100H114ZM143 101H142V102L140 101L141 104H143ZM156 101H157V100H156ZM0 102H1V101H0ZM2 102H3V100H2ZM100 102H101V101H100ZM115 102H116V101H115ZM140 102H139V103H140ZM170 102H171V101H170ZM3 103H4V102H3ZM30 103H32V102L30 101ZM65 103L67 104V102H64V104H65ZM95 103H96V102H95ZM137 103H138V102H137ZM144 103H147V101L144 102ZM148 103H149V102H148ZM153 103L156 104V102H152V107H153ZM158 103H159V102H158ZM158 103H157V104H158ZM160 103H161V104H165L166 102H165V103L160 102ZM184 103H185V102H184ZM187 103H188V102H187ZM191 103H192V101H191ZM26 104H28V103H26ZM36 104H37V103H36ZM64 104H63V105H64ZM91 104H92V103H91ZM99 104H100V103H99ZM113 104H114V103H113ZM141 104H136V105H138V106L140 105L141 107H143ZM161 104H160V105H161ZM166 104H167V103H166ZM169 104H171V103H169ZM169 104H167V105H168V106H167L168 108L171 106V105L169 106ZM176 104H177V103H176ZM189 104H190V103H189ZM189 104H187V105H188V108H189ZM192 104H193V103H192ZM0 105L2 106V104H0ZM4 105H5V104H4ZM92 105H93V104H92ZM94 105H95V104H94ZM94 105H93V106H94ZM145 105H146V104H145ZM150 105H151V104H150ZM158 105H159V104H158ZM160 105H159V106H160ZM183 105H186V103H185V104H182V108L184 109L186 106L183 107ZM23 106H24V105H23ZM29 106H30V105H29ZM58 106H60V105H57V108H58ZM64 106H65V105H64ZM66 106H67V105H66ZM93 106H91V107H93ZM95 106H96V105H95ZM138 106H136V107H137L136 109H139V110H140L141 107L138 108ZM190 106H191V105H190ZM21 107H22V106H21ZM21 107H19L18 110L21 111V110H22V109H20ZM26 107H28V106H26ZM62 107H63V106H62ZM112 107H114V106H112ZM115 107H116V105H115ZM144 107H147V106H144ZM157 107H158V106H157ZM167 107L165 106V109H163V110L165 111ZM172 107H173V106H172ZM175 107H176V106H175ZM212 107H214V106H212ZM239 107H240V106H239ZM239 107H237V108H239ZM31 108H32V109H33V108L35 109V108H36V105H35V107L32 106ZM54 108H56V107L54 106ZM63 108H64V107H63ZM149 108H150V106H149ZM154 108H155V107L150 108V110H151V109L154 110ZM158 108H159V109H160V108H163V106H162V107H158ZM168 108H167V109H168ZM177 108H178V106H177ZM180 108H181V106L179 107V109H180ZM182 108H181V109H182ZM205 108H206V107H205ZM237 108H236V109H237ZM243 108H244V107H243ZM0 109L4 110L3 108H0ZM24 109H25V106H24ZM24 109H23V110H24ZM27 109H28V108H26L25 110L28 112ZM29 109H30V108H29ZM49 109H50V108H49ZM91 109H92V108H91ZM170 109H173V108L170 107ZM170 109H169V110H170ZM179 109H178V110H179ZM186 109H187V108H186ZM192 109H193V108H192ZM206 109H207V108H206ZM213 109H214V108H213ZM240 109H241V107H240ZM240 109H238L239 111H238V110H237V111L240 112ZM2 110H1V111H2ZM30 110H31V109H30ZM52 110H53V108H52ZM57 110H58V109H56V111H57ZM60 110H61V107H60ZM134 110H135V108H134ZM160 110H161V109H160ZM169 110H166V112H164V113H167V111H169ZM173 110H174V109H173ZM187 110H188V109H187ZM187 110H186V111H187ZM190 110H191V109H190ZM214 110H216V109H214ZM214 110H213V112H214ZM26 111H25V112H26ZM58 111H59V110H58ZM179 111H180V110H179ZM179 111H178V112H179ZM184 111H185V110H184ZM186 111L184 112V113H185L184 115H186V113H187ZM241 111H245V109H244V110L241 109ZM3 112H4V111H3ZM22 112H24V111H21V113H22ZM133 112H136V116L139 115V114L137 115L138 110L133 111ZM159 112H160V111H159ZM176 112H177V111L175 110V113H176ZM191 112H192V110H191ZM210 112H211V111H210ZM21 113H20V114H21ZM48 113L51 114V116H53V115H52L53 112H48ZM54 113H55V112H54ZM168 113H169V112H168ZM180 113H181V111L179 112V114H180ZM215 113H216V112H215ZM16 114H17V113H16ZM23 114H24V113H23ZM23 114H21V115H23ZM134 114H135V113H134ZM182 114H183V113H182ZM236 114H238V113H236ZM2 115H4V114H2ZM17 115H18V114H17ZM21 115H20V116H21ZM176 115L178 116V113H177ZM184 115H183V116H184ZM187 115H188V114H187ZM187 115H186V116H187ZM192 115H193V114H192ZM205 115H206V114H205ZM205 115H204V117H205ZM0 116H1V114H0ZM140 116H142V115H140ZM177 116H176V117H177ZM179 116H180V115H179ZM210 116H211V115H210ZM1 117H2V116H1ZM132 117H133V118H136L135 115H133ZM181 117H182V115H181ZM184 117H185V116H184ZM206 117H207V116H206ZM49 118H50V117H49ZM138 118H139V116H138ZM142 118H143V116H142ZM185 118H186V117H185ZM0 119H1V118H0ZM2 119L4 120L5 118H2ZM2 119H1V120H2ZM77 119H78V118H77ZM101 119L106 120L104 117H103V118H100V120H101ZM140 119H141V118H140ZM140 119H139V120H140ZM177 119H178V121H179V118H177ZM205 119H206V118H205ZM11 120H12V119H11ZM11 120L9 119L8 122H10ZM78 120H79V119H78ZM78 120H77L76 122H78ZM131 120H132V119H131ZM131 120H130V121H131ZM139 120H137V121H139ZM183 120H185V119L183 118ZM206 120H207V119H206ZM5 121H6V120H5ZM74 121H75V120H74ZM133 121L136 122L135 119H133L132 122H133ZM76 122H75V124H76ZM134 122H133V123H134ZM141 122H143L142 119H141ZM180 122H182V121H180ZM206 122H207V121H205L203 124L205 125ZM1 123H3V122L1 121ZM4 123H5V122H4ZM11 123H12V121H11ZM73 123H74V122H73ZM100 123H101V122H100ZM103 123H105V121H104ZM139 123H140V122H139ZM139 123H137V125H138ZM183 123H184V122H183ZM9 124H10V123L7 124V127H8ZM105 124H106V123H105ZM129 124H130V123H129ZM131 124H132V123H131ZM208 124H209V123H208ZM3 125H4V124H3ZM3 125H1V126H3ZM10 125H11V124H10ZM10 125H9V126H10ZM31 125H32V124H31ZM132 125H133V124H132ZM141 125H142V124H141ZM141 125H139V126L141 127ZM1 126H0V127H1ZM5 126H6V124H5ZM100 126H101V124L99 125V127H100ZM135 126H136V124H135ZM165 126H166V125H165ZM185 126H187V125L185 124ZM205 126H206V125H205ZM3 127H4V126H3ZM7 127H6V128H7ZM49 127H50V126H49ZM65 127H67V126H65ZM68 127L70 128V127H74V126H70V125H69ZM99 127L97 126L98 129H99ZM101 127L105 128L106 125H105V127H104L103 124H102ZM131 127H132V126H131ZM136 127H138V126H136ZM136 127H135V128L132 127V128L134 129V132H137V131H135V129H136V130L138 129V128H136ZM166 127H167V126H166ZM182 127H183V126H182ZM187 127H188V126H187ZM201 127H202V125H201ZM8 128H9V127H8ZM106 128H107V127H106ZM145 128H146V127H145ZM203 128H204V127H203ZM203 128H202V129H203ZM27 129H28V128H27ZM63 129H64V128H63ZM71 129L73 130V128H71ZM88 129H90V128H88ZM100 129H101V128H100ZM146 129H147V128H146ZM153 129H154V128H153ZM155 129H156V128H155ZM166 129H167V131L170 130V128H166ZM166 129H165V127H164V131H166ZM168 129H169V130H168ZM179 129H180V128H179ZM179 129H177V131H178ZM182 129H183V128H182ZM182 129H181V130H182ZM67 130H68V128H67ZM184 130H185V129H184ZM31 131H32V130H31ZM70 131H71V130H70ZM86 131H87V130H86ZM90 131H91V129H90ZM92 131H93V130H92ZM92 131H91L90 134H92ZM95 131H96V130H95ZM95 131H94V132H95ZM99 131H100V130H99ZM99 131L97 130V132H99ZM103 131L105 132V130H103ZM130 131H132V130H130ZM146 131L148 132V129H147ZM151 131H152V130L150 129L149 133H150ZM164 131H163V132H164ZM177 131H176V132H177ZM179 131H180V130H179ZM19 132H20V131H19ZM44 132H45V131H44ZM67 132H68V131H67ZM71 132H72V131H71ZM71 132H70V133L68 132V135L71 134ZM94 132H93V133H94ZM118 132H119V131H118ZM118 132H116V135L114 134L115 137L118 135ZM134 132H131V133H133L134 135H136ZM152 132H153V131H152ZM163 132H162V133H163ZM170 132H171V131H170ZM21 133H22V132H21ZM27 133H28V132H27ZM31 133H33V132H31ZM63 133H64V132H63ZM63 133H62V134H63ZM86 133H88V131H87ZM95 133H96V132H95ZM99 133H101V132H99ZM99 133L96 134V135H99V136H97V138H98V137L100 138V134H99ZM129 133H130V132H129ZM131 133H130V134H131ZM145 133H146V132H145ZM149 133H147L148 135H147V134H146V135L149 136ZM162 133H161V134H162ZM165 133H166V132H165ZM177 133H178V132H177ZM183 133H184V132H183ZM183 133H182V134H183ZM15 134L17 135L16 132H15ZM18 134H19V133H18ZM23 134H24V133H23ZM23 134H22V135H23ZM90 134L88 133V135H90ZM153 134H154V135L156 134V131H155V130H154V133H153ZM166 134H167V133H166ZM19 135H21V134H19ZM34 135H35V134H34ZM34 135H33V137H34ZM64 135H66V134H64ZM96 135L93 136V137H94V140H96V139H95ZM101 135H102V134H101ZM119 135L121 136L120 133H119ZM119 135H118V137H120ZM127 135H128V134H126V136H127ZM154 135H153V137H154ZM157 135H158V134H157ZM17 136H18V135H17ZM27 136H29V134H28ZM30 136H31V135H30ZM30 136H29V138H31ZM35 136H36V135H35ZM66 136H67V135H66ZM83 136H84V134H83ZM102 136H103V135H102ZM123 136H124V135H123ZM147 136H146V137H147ZM150 136H151V135H150ZM155 136H156V135H155ZM158 136H159V135H158ZM158 136H156V137H158ZM160 136H161V135H160ZM224 136H225V134H224ZM25 137H26V136H25ZM25 137H24V138H25ZM46 137H47V136H46ZM93 137H92L91 140L89 139V137H87V138L89 139V142H90V141L92 142ZM118 137H117V139H116V138H115V139L118 140ZM128 137L131 138V137H133V135H128ZM156 137H154V139H155ZM164 137H165V135H164ZM164 137H163V139L165 140ZM181 137H182V135H181ZM24 138H23L22 140H24ZM35 138H36V137H35ZM68 138H69V137H66L67 140H68ZM99 138H98V139H99ZM121 138H123V137H121ZM130 138H129V139H130ZM133 138L135 139V137H133ZM16 139L19 140L18 138H16ZM25 139H26V138H25ZM64 139H65V138H64ZM64 139H63V140H64ZM66 139H65V140H66ZM83 139H85L84 141H86V138H85V137H84ZM111 139H112V141H113V138H111ZM111 139H110V141H111ZM124 139H125V138H124ZM127 139H128V138H127ZM134 139H133V141H134ZM157 139H158V138H157ZM159 139L161 140V139H162V136H161ZM181 139H182V138H181ZM181 139H180V140H181ZM235 139H236V138L231 139V141L234 140V142H235ZM17 140H16V141H17ZM22 140H20V141H22ZM27 140H29V139H27ZM30 140H32V139H30ZM35 140H37V139H35ZM69 140H71V139H69ZM130 140H131V139H130ZM130 140H129V142H130ZM150 140H152V137H150ZM164 140H162V141H164ZM177 140L180 141L178 138H177ZM213 140H214V139H213ZM237 140H238V139H237ZM237 140H236V142H238ZM13 141H14L13 144H15V140H13ZM25 141H26V140H25ZM25 141H24V142H25ZM59 141H61V140H59ZM72 141H73V139H72ZM75 141H76V140H75ZM97 141H98V140H97ZM97 141H96V142H97ZM127 141H128V140H127ZM162 141H161V143L163 144L164 142H162ZM178 141H177V142H178ZM181 141H183V140H181ZM217 141H218V140H217ZM222 141H223V140H222ZM24 142H23V145L20 144L21 142H20V143L18 142V143L21 145L20 148H23L22 146H24ZM29 142H30V141H29ZM29 142H28V143H29ZM32 142H33V140H32ZM32 142H31V143H32ZM61 142H62V141H61ZM61 142H60V143H61ZM66 142H67V141H66ZM91 142H90L89 144H91ZM93 142H94V141H93ZM96 142H95V143H96ZM117 142H118V141H117ZM117 142L115 141V143H117ZM119 142H120V141H119ZM122 142H123V140H122ZM122 142H121L122 146L127 145V144H124V143H122ZM129 142H128V143H129ZM131 142H132V141H131ZM131 142H130V143H131ZM149 142H150V141H149ZM151 142H155V141L153 140V141H151ZM213 142H214V141H213ZM215 142H216V141H215ZM224 142H225V141H224ZM226 142H227V141H226ZM234 142H233V144H234ZM5 143H6V142H5ZM18 143L15 144L14 146H15L16 148L19 149V147H17ZM60 143H59V146H60ZM63 143H64V142H63ZM85 143H86V142H85ZM95 143H93L94 146L97 145V144H95ZM110 143H111V142H109V144H110ZM115 143L113 142L112 144H115ZM125 143H126V141H125ZM158 143H159V142H158ZM158 143H157V144H158ZM179 143H180V142H179ZM216 143H217V142H216ZM216 143H214V145H215ZM228 143H229V142H228ZM228 143H226V144H228ZM13 144H11V145L13 146ZM68 144H69V143H68ZM89 144H88V145H89ZM121 144H118V145H121ZM162 144H161V145H162ZM176 144H177V143H176ZM221 144H222V143H221ZM229 144H230V143H229ZM238 144H239V143H238ZM11 145H9V146H11ZM20 145H18V146H20ZM29 145H30V143H29ZM64 145H67V144H64ZM73 145H74V143H73ZM73 145L70 144V145H68V147L70 148V147L72 146V147H75V148H76V146H75V145L73 146ZM86 145H87V143H86ZM93 145H92V146H93ZM115 145H116V144H115ZM154 145H155V144H154ZM158 145H159V144H158ZM214 145H213V147H214ZM217 145H219V144H217ZM235 145H236V144H235ZM26 146H28V145H27V141L25 142V146H24V147H26ZM111 146H112V148L114 147V145H111ZM111 146L109 147V145H108L109 148H111ZM122 146H121V148H122V150H123L124 147H122ZM129 146H131V144L125 146V149H126L127 147H129ZM175 146H176V145H175ZM215 146H216V145H215ZM221 146H223V145H219V147H221ZM230 146H231V145H230ZM230 146H229V147H230ZM3 147H4V146H3ZM5 147H6V146H5ZM55 147H56V146H55ZM64 147L67 148V146H64ZM90 147H91V145H90ZM115 147H116V148H120V147H117V146H115ZM131 147H132V146H131ZM156 147H157V146H156ZM159 147H160V149H161V146H159ZM213 147H212V148H213ZM216 147H218V146H216ZM216 147H215V148H216ZM219 147H218V148H219ZM224 147H225V146H224ZM10 148L12 149V147H9V149H10ZM87 148H89V146L86 147V149H87ZM109 148H107V149L104 148L103 150H105V151L107 152V150H108ZM112 148H111V151H112ZM154 148H155V146H154ZM157 148H158V147H157ZM163 148H164V145H163ZM175 148H176V147H175ZM215 148L212 149L213 152H214V149H215ZM222 148H223V147H221V149H222ZM240 148H241V146H240ZM240 148H237V152H238V149H240ZM13 149H15V148H13ZM23 149H24V148H23ZM26 149H27V148H26ZM54 149L56 150V148H54ZM57 149H58V146H57ZM59 149H60V152H61V150H62L63 148H62V149L59 148ZM71 149H74V148H71ZM71 149H70V150H71ZM90 149H91V148H90ZM92 149H93V148H92ZM125 149H124V150H125ZM131 149H132V148H131ZM173 149H174V148H173ZM216 149H217V148H216ZM219 149H220V148H219ZM221 149H220V150H221ZM229 149H230V151L228 150L229 152L225 155V157L227 156V158H229V157H228V154H229L230 152H231V153H230L231 155H232V154H236V153H232V151L234 150V146L230 147ZM2 150H4V148H2ZM6 150H8V149L6 148ZM63 150H64V149H63ZM70 150H69V151H70ZM75 150H76V149H75ZM97 150H98V149H97ZM97 150H96V151H97ZM103 150H102V151H103ZM124 150H123V151H124ZM127 150H128V149H127ZM135 150H136V149H135ZM156 150H157V149H156ZM158 150H159V149H158ZM158 150H157V151H154V152L157 153ZM167 150H168V149H167ZM21 151H22V150H21ZM57 151H59V150L54 151L52 155H54L55 152H57ZM64 151H65V150H64ZM83 151H84V149H83ZM90 151H91V150H90ZM92 151H93V150H92ZM100 151H101V149H100ZM105 151H104V153H105ZM115 151H116V153L118 152L116 149H115ZM130 151H131V150L129 149V152H130ZM159 151H160V150H159ZM165 151H166V150H165ZM174 151H175V150H174ZM206 151H207V150H206ZM215 151H216V150H215ZM218 151H219V150H218ZM218 151H216V152H217L218 155L220 156V154H219L220 152H218ZM222 151H223V149H222ZM226 151H227V150H226ZM1 152H2V151H1ZM8 152H11V151L8 150ZM8 152H7V153H6V152H2V153H6V155H5V158H4V156L1 157V158H4L3 160L0 158V159H1L0 162L2 161L1 164H0V173H2V172H1V171H2V168H3V166H4L5 164L7 165V162H8V161H9V163H10L11 160L13 161L14 159H16V160L13 161L14 163L11 161V162L13 163L12 168H14V169L17 168L19 165H20V166H19L18 168L20 169L23 165L27 164V162H26L25 164H23V162L26 161V159H24L23 156H22V158H23L24 161L22 160V164H20L19 159H17V156L15 155L16 152L14 153V150H13V152H11L10 154H8ZM22 152L24 153V152H26V151L23 150ZM72 152H73V151H72ZM88 152H89V151H88ZM88 152H87V153H88ZM97 152H98V151H97ZM97 152H96V153H97ZM133 152H134V151H133ZM133 152H132V153H133ZM162 152H163V151H162ZM172 152H173V151H171V153H172ZM211 152H212V151H211ZM213 152H212V153H213ZM234 152H236V151L234 150ZM23 153H21V155H24ZM27 153H28V152H27ZM58 153H59V152H58ZM58 153H57V154H58ZM63 153H64V152H63ZM68 153H70V152H68ZM84 153H86V151H84ZM96 153H95V154H96ZM120 153H121V152H120V150H119V154H120ZM130 153H131V152H130ZM136 153H137V152H136ZM136 153H135V155H136ZM163 153H164V152H163ZM169 153H170V151L168 152V154H169ZM171 153H170V155L173 154V153H172V154H171ZM212 153H211V155H212ZM7 154H8V156H7ZM61 154H62V153H59V155H61ZM64 154H65V153H64ZM64 154H63V155H64ZM97 154H99V155L101 154V155H102L101 152H100V153H97ZM97 154H96V155H97ZM108 154H109V153H108ZM111 154H113V151H112ZM133 154H134V153H133ZM137 154H139V153H137ZM152 154H153V152H152ZM152 154H151V155H152ZM160 154H161V152H160ZM165 154H166V153H165ZM168 154H167V155H168ZM203 154L205 155L206 152L203 153ZM208 154H210V150H209ZM223 154H224V153H223ZM2 155H3V154H2ZM17 155H20V154H17ZM27 155H28V154H27ZM27 155L24 156V157L26 158ZM83 155H85V154L82 153V156H83ZM88 155H89V153H88ZM99 155H98V157H96L97 159H99V157H101V156H99ZM113 155H115V153H114ZM113 155H112V156H113ZM154 155H155V154H154ZM154 155H153L152 158H155L156 156H159V154H157L156 156H154ZM204 155H203V157H204V159H205V157H206L207 155H206V156H204ZM213 155H214V154H213ZM218 155H217V156H218ZM0 156H1V155H0ZM14 156H16V158H14ZM55 156H56V154H55ZM105 156H106V155L104 154V158H105ZM116 156H118V153L116 154ZM116 156H114V158H115ZM130 156H131V155H130ZM130 156H129V157H130ZM208 156L210 157V155H208ZM208 156H207V157H208ZM217 156H215V158H217ZM221 156H222V154H221ZM20 157H21V156H20ZM52 157H53V156H52ZM59 157L61 158V156H59ZM66 157H67V156H66ZM68 157H69V154H68ZM107 157H109V156H107ZM107 157H106V158H107ZM127 157H128V155H127ZM127 157H126V158H127ZM170 157H171V156H170ZM170 157H168L167 160H169ZM212 157H214V156H212ZM222 157H224V155H223ZM225 157H224L223 159H225ZM27 158H28V157H27ZM49 158H50V156H49ZM49 158H48V159H49ZM62 158H64V157H62ZM106 158H105V159H106ZM110 158H111V157H110ZM117 158H118V157H117ZM117 158H115L114 161H110L108 164H112L111 162H114V163L116 162V165H115V166L117 167V161H116ZM136 158H137V157L135 156V159H136ZM138 158H139V156H138ZM158 158H159V157H158ZM218 158H219V157H218ZM46 159H47V158H46ZM66 159H67V158H66ZM70 159H71V157H70ZM87 159H88V158H87ZM87 159H86V161H87ZM94 159H95V157H94L93 159H91V160L94 161ZM97 159H96V160H97ZM130 159L133 161L132 156H131V158H129V160H130ZM39 160H40V159H39ZM56 160H57V158H56ZM56 160H54V163H55ZM83 160H85V159L83 158ZM101 160H103V159H101ZM112 160H113V158H112ZM117 160H118V159H117ZM129 160H128V158H127L126 162L128 161V163H129ZM213 160H214V159H212L211 161H213ZM215 160H216V159H215ZM218 160H219V159H218ZM218 160H217V161H218ZM220 160H221V158H220ZM226 160H227V159H226ZM47 161H48V160H47ZM65 161L67 162V164H70V163H68L67 160H64V162H65ZM92 161H91V162H92ZM97 161H99V160H97ZM97 161H96V163H98ZM155 161H157V160H155ZM155 161H154V163H155ZM181 161H182V160H181ZM181 161H180V162H181ZM187 161H188V160L185 159L183 162L186 163ZM205 161H206V160L203 161V158H202V162H205ZM211 161H210V162H211ZM222 161H223V160H222ZM222 161H221V163H222ZM66 162L64 163L65 165H66ZM94 162H95V161H94ZM99 162H101V161H99ZM106 162H107V160H106ZM126 162H123V165H124ZM149 162H150V160H149ZM183 162H181V163L183 164ZM202 162H201V163H202ZM210 162H209V163H210ZM214 162H215V161H214ZM9 163H8V165H10ZM12 163H11V165H12ZM43 163H44V162H43ZM130 163H131V161H130ZM132 163H134V162H132ZM205 163L207 164V162H205ZM59 164L61 165V163H59ZM90 164H91V163H90ZM92 164H94V163H92ZM92 164L90 165V168L93 167ZM98 164H99V163H98ZM98 164L95 165V167H96V166H99L101 163H100L99 165H98ZM104 164H105V162H104ZM118 164H119V163H118ZM179 164H180V163H179ZM182 164H180V165L182 166ZM189 164H190V163L187 162L186 167H188ZM202 164H203V163H202ZM202 164H201V167H203V168L209 166V164H207L206 166H203L204 164H203V165H202ZM211 164L214 165L213 162H211ZM215 164H216V162H215ZM217 164H220V162L218 161ZM217 164H216V165H217ZM6 165H5V166H6ZM8 165H7V166H8ZM32 165H33V168L31 167V169H30L31 171H32V169H34V167H36V165H35V166H34V164H32ZM50 165H51L52 167H55V166H53V164L49 163V167H50ZM54 165H55V164H54ZM57 165H58V163H57ZM62 165H63V164H62ZM65 165H64V166H65ZM123 165H121V167H123ZM126 165H127V164H126ZM129 165H131V164H129ZM129 165L126 166V167H125V165H124L125 170H124V167H123L122 171H126V168H127V167H130ZM216 165H215V166H216ZM25 166H26V165H25ZM25 166H24V168H26ZM42 166H43V165H42ZM44 166H45V165H44ZM69 166H70V165H69ZM132 166H133V165H131V167H132ZM149 166H151V164H150ZM211 166H212V165H210V167H211ZM215 166H213V167L215 168ZM52 167H51V172L53 173V171H52ZM66 167H68V165H67ZM116 167H115L114 171L116 170ZM183 167H185L184 164H183ZM186 167H185V168H186ZM190 167H191V166H190ZM190 167H188V169H189ZM9 168H10V167H9ZM9 168H8V169H9ZM12 168H11V169H12ZM45 168H46V167H45ZM58 168H59V165H58L56 170H59V169L62 168V167H60L59 169H58ZM208 168H209V167H208ZM19 169H18V170H19ZM38 169H39V168H38ZM42 169H43V168H42ZM64 169H65V167H64ZM81 169H82V168H81ZM81 169H80V170H81ZM88 169H89V168H87V170H88ZM92 169H93V168H92ZM97 169H98V168H97ZM97 169H96V170H97ZM101 169H103L102 166L100 167L99 170H101ZM111 169H113V167L110 168L109 171H111ZM127 169H128V170H129V169L132 170L131 168H127ZM182 169H183V168H182ZM3 170H4V169H3ZM6 170H7V169H6ZM18 170H17V171H18ZM20 170H21V169H20ZM48 170H49V169H47V171H48ZM53 170H55V169H53ZM89 170H90V169H89ZM93 170H94V169H93ZM99 170H98V171H95V170H94V171H95V172H99L98 174H102L103 172H101V171H99ZM128 170H127V171H128ZM186 170H187V169H186ZM204 170H205V169H204ZM204 170H201V171H204ZM206 170H207V168H206ZM206 170H205V171H206ZM209 170H210V169H209ZM212 170H213V169H212ZM9 171H10V170H9ZM15 171H16V170H15ZM33 171H34V170H33ZM33 171H32V173H33ZM35 171H36V170H35ZM39 171H40V170H39ZM59 171H60V170H59ZM114 171H111V172H113L112 175L116 172V171H115V172H114ZM187 171H188V170H187ZM4 172H5V171H4ZM13 172H14V170H13ZM19 172H20V171H18V173H19ZM29 172H30V171H29ZM43 172H44V171H43ZM43 172H42V173H43ZM48 172H49V171H48ZM54 172H55V171H54ZM62 172L65 174L64 171H62ZM62 172H58V173L60 174V173H62ZM74 172H75V171H74ZM77 172H79V168H78ZM77 172H76V173H77ZM90 172H91V170H90ZM90 172H88V173L90 174ZM100 172H101V173H100ZM130 172H131V171H129V173H128V172H127V173L130 175ZM184 172H185V171H184ZM210 172H211V170L209 171V174H210ZM251 172L254 173V171H251ZM5 173H7V172H5ZM9 173H10V172H9ZM18 173L15 172L14 174H18ZM36 173H37V172H35L34 174H36ZM38 173H40V172H38ZM42 173H41V174H42ZM46 173H47V172H46ZM58 173H57V174H58ZM85 173H86V170H85ZM116 173H117V172H116ZM116 173H115V174H116ZM124 173H125V172H124ZM255 173H256V170H255ZM10 174H12V173H10ZM10 174H9V175H10ZM14 174H12V175L14 176ZM27 174H28V173H27ZM27 174H26V176H27ZM30 174H31V172H30ZM50 174H51V173H50ZM53 174H54V173H53ZM59 174H58V176H59ZM80 174H81V176H84V175H85L84 173H83V175H82V173H80ZM86 174H87V173H86ZM92 174H93V173H92ZM110 174H111V173H110ZM115 174H114V175H115ZM122 174H123V173H122ZM128 174H127V176H128ZM201 174L203 175V172H201ZM201 174H200V175H201ZM205 174H206V172H205ZM28 175H29V174H28ZM44 175H45V174H44ZM51 175H52V174H51ZM60 175H61V174H60ZM69 175H70V174L68 173V176H69ZM77 175L79 176V174H77ZM87 175H88V174H87ZM117 175H118V174H117ZM117 175H116V176H117ZM125 175H126V174H125ZM163 175H164V174H163ZM200 175L198 176L199 178H200ZM202 175H201V176H202ZM249 175H250V174H249ZM2 176L7 177V176H5V174L2 175ZM2 176H1V177H2ZM16 176H19V175H16ZM37 176H38V175H37ZM37 176H35V177H37ZM42 176H43V174H42ZM48 176H49V175H48ZM65 176L67 177L66 174H65ZM65 176H64V177H65ZM70 176H71V175H70ZM85 176H86V175H85ZM85 176H84V177H85ZM89 176H90V175H89ZM89 176H88V177H89ZM98 176L101 177V175H98ZM107 176H108V175H107ZM109 176H110V175H109ZM116 176H115V178H118L119 176H122V175H121V173H120V175H119L118 177H116ZM169 176H170V175H169ZM252 176H255V174H253ZM9 177L11 178V176H9ZM32 177H33V176H29V179H31ZM51 177H52V176H51ZM59 177H61V176H59ZM59 177H58V178H59ZM84 177H82V178H84ZM91 177H92V176H91ZM111 177H112V176H111ZM123 177H125V176H123ZM163 177H164V176H163ZM202 177H203V176H202ZM247 177H249V176H247ZM255 177H256V176H255ZM7 178H8V177H7ZM44 178H46V176H45ZM67 178H68V177H67ZM70 178H71V177H70ZM80 178H81V177H80ZM82 178H81V180H82ZM92 178H93V177H92ZM92 178H91V180H92ZM94 178H97V177H94ZM94 178H93V179H94ZM115 178H114V179H115ZM168 178H169V177L166 176V180H168L167 183L169 182V179H170V178H169V179H168ZM203 178H204V177H203ZM203 178H202V180H203ZM251 178H253V177H251ZM3 179H4V178H3ZM12 179H13V177H12ZM15 179H16V178H14V180H15ZM38 179H42V178H38ZM47 179H48V178H47ZM51 179H52V178H50L49 180H51ZM54 179H55V178H54ZM85 179H86V178H85ZM89 179H90V178H89ZM89 179H88V180H89ZM100 179H101V178H100ZM110 179H111V178H110ZM120 179H121V177H120ZM120 179L118 178V180H120ZM200 179H201V178H200ZM200 179H198L199 181H197V182H200ZM34 180H35V179H34ZM49 180H48V181H49ZM52 180H53V179H52ZM52 180H51V181H52ZM64 180H65V179H63V181H64ZM81 180H80V182H81ZM86 180H87V179H86ZM95 180H96V179H95ZM115 180L118 181L117 179H115ZM123 180H124V179H123ZM123 180H122V181H119V183L116 182V184H118V186H119V187L117 188L116 192L118 191L119 188H124V187H125V188L128 189L129 186H128V187H126L127 185L124 186V182H123ZM166 180H165V181H166ZM196 180H197V179H196ZM248 180H249V178H248ZM253 180H254V179H253ZM0 181H4V180L0 179ZM40 181H43V180H40ZM40 181H39V182H40ZM48 181H47V182H48ZM58 181H59V180H58ZM70 181H71V180H70ZM70 181H68V179H66L65 182H70ZM82 181L84 182V180H82ZM97 181H99V179H97ZM97 181H95L94 183H96ZM101 181H102V180H101ZM101 181H100V182H101ZM110 181H111V180H110ZM112 181H114V180H112ZM203 181H204V180H203ZM203 181H202V182H203ZM206 181H207V180H206ZM251 181H252V179H251ZM10 182H11V180H10ZM44 182H46V180H44ZM52 182H53V181H52ZM61 182H62V181H61ZM65 182H63L62 184H64ZM78 182H79V180H78ZM78 182H77V183H78ZM85 182H86V181H85ZM89 182H90V181H89ZM106 182H107V181H106ZM106 182H105V183H106ZM108 182H109V180H108ZM108 182H107V184H108ZM127 182H128V181L126 180V183H127ZM194 182L196 183L195 180H194ZM194 182L192 183V184H193V188H194V189H193L194 194H193V192H192V194H193V196H195V195L198 196V194H197V189H198V188H196V185H197L198 183H197L196 185H194V184H195ZM248 182H250V181H248ZM248 182H247V183H248ZM5 183H6V182H5ZM8 183H9V181L6 183V185H5L6 187L8 186V185H7ZM12 183H15V182H13V180H12ZM34 183H35V182H34ZM34 183H33V184H34ZM36 183H37V181H36ZM48 183H50V182H48ZM101 183H102V182H101ZM101 183H100V185H101ZM110 183L112 184L113 182H110ZM114 183H115V182H114ZM250 183H252V182H250ZM10 184H11V183H10ZM51 184H53V183H51ZM59 184H60V182L58 183V185H59ZM78 184H79V183H78ZM80 184H82V185L84 186L83 183H80ZM88 184H89V183H88ZM92 184H93V183H92ZM92 184H91V185H92ZM96 184H99V182H97ZM107 184H106V185H107ZM111 184H110V185H111ZM192 184H191V185H192ZM200 184H202V183H200ZM0 185H3V184H0ZM13 185H14V184H13ZM40 185H41V184H39L38 186L41 188V186H43L44 184L42 183V185H41V186H40ZM56 185H57V183H56ZM93 185H95V184H93ZM93 185H92V186H93ZM100 185H99V186H100ZM108 185H109V184H108ZM108 185H107V186H108ZM110 185H109L108 187H109V188H113L112 186H113L114 184H113L111 187H110ZM129 185H130V183H129ZM163 185H164V187H166V186H165L166 184H163ZM182 185H183V184H182ZM186 185H188V184H186ZM186 185H185V186H186ZM36 186H37V185H36ZM36 186H34V187H36ZM38 186H37V188H38ZM44 186H45V185H44ZM60 186H62V185H60ZM60 186H59V188L61 189ZM64 186H67V184H66V185L64 184ZM78 186H79V185H78ZM83 186H82V187L79 186L81 190H84V189H85V188L83 189ZM95 186H97V187L95 188ZM95 186H93V187H94L95 189H97V188H98V185H95ZM114 186H115V185H114ZM116 186H117V185H116ZM123 186H124V187H123ZM198 186H199V185H198ZM45 187H46V186H45ZM50 187H51V185H50ZM55 187H57V186H55ZM67 187H68V186H67ZM75 187H76V189H77V185H75ZM105 187H106V186H105ZM108 187L106 188V190L109 189ZM160 187H161V186H160ZM164 187H163V188H164ZM187 187H188V186H187ZM187 187H186V188H187ZM1 188H2V186H1ZM1 188H0V189H1ZM4 188H5V187H4ZM10 188H11V186H10ZM51 188H53V187H51ZM94 188H92V189H94ZM125 188H124V189H125ZM163 188H161V189L163 190ZM178 188L180 189L181 186H178ZM183 188H184V187H183ZM199 188H200V187H199ZM201 188H202V186H201ZM210 188H211V187H210ZM11 189H12V188H11ZM35 189H36V188H35ZM35 189L32 187L33 193H34V190H35ZM53 189H54V188H53ZM90 189H91V188H90ZM90 189H89V190H90ZM114 189H116V188H114ZM124 189H122V190H124ZM127 189H126V191L129 192L130 190L128 191ZM129 189H130V187H129ZM179 189H178V191L176 190L178 193H179V191H181V190H179ZM190 189H191V188H190ZM216 189H217V188H216ZM216 189H215V191H216ZM223 189H224V188H223ZM1 190H2V189H1ZM4 190H5V189H4ZM6 190H9V189L6 188ZM38 190H40V192H39V193L36 192V194H37V193H38V194L35 195L36 197H34V198H35V204H36V205H37V204H40L42 201L44 202V200H45L49 195H50V197H51V195H52V194H48L49 191L47 192V190H49V186H48V189H47V187H46V188H42V189H39V188H38ZM50 190H52V189H50ZM78 190H79V188H78ZM104 190H105V189H104ZM120 190H121V189H119V192L122 193V191H120ZM159 190H160V189H159ZM185 190H186V189H185ZM185 190L183 189L182 193H183ZM199 190H200V189H199ZM208 190H209V189H208ZM9 191H11V190H9ZM35 191H37V190H35ZM52 191H53V190H52ZM52 191H50V193H51ZM58 191H59V189H58ZM58 191H55V194H57L56 192H58ZM75 191H76V190H75ZM75 191H74V192H75ZM79 191H80V190H79ZM79 191H76L75 193H77V192H79ZM95 191H96V190H94V192H95ZM114 191H115V190H114ZM124 191H125V190H124ZM124 191H123V192H124ZM126 191L124 192L125 194H127ZM186 191H187V190H186ZM210 191H211V190H210ZM210 191L207 192V196H206V198L209 196L208 193H209ZM220 191H221V190H220ZM222 191H224V190H222ZM222 191H221V193H223ZM61 192H62V191H61ZM80 192H81V191H80ZM80 192H79V194H78L79 196L82 195V194H80ZM92 192H93V190L90 191L89 194H90V193L93 194ZM99 192H100V191H99ZM105 192H108V191H105ZM110 192H111V191L108 192V194H110V195L114 193V192H113V193H112V192L110 193ZM116 192H115V193H116ZM156 192H159V191H158V190L155 191V194H156ZM160 192H161V190H160ZM160 192H159V193H160ZM173 192H174V193H171V195L174 194V195L177 196V194H175V190H174ZM190 192H191V190H190ZM213 192H214V191H213ZM3 193H4V192H3ZM5 193H6V191H5ZM27 193H28V191H27L25 194H26V195H31V193H29V194H27ZM52 193H53V192H52ZM75 193H74V195H75ZM102 193H103V192H102ZM102 193H101V194H102ZM159 193H157V194H159ZM186 193L189 194L188 192H186ZM198 193H199V191H198ZM210 193H211V192H210ZM22 194H24V192H22ZM61 194H62V193H61ZM71 194H72V192H71ZM122 194H123V193H122ZM125 194H124V195H125ZM147 194H148V193H147ZM157 194H156V196H157ZM190 194H191V193H190ZM199 194H200V193H199ZM205 194H206V193H205ZM211 194H212V193H211ZM216 194H217V191H216ZM216 194H214V196H215ZM8 195H9V194H8ZM32 195H33V194H32ZM46 195H47V197H46ZM53 195H54V194H53ZM57 195H58V194H57ZM64 195L66 196V194H64ZM76 195H77V194H76ZM76 195H75V197H76ZM95 195L97 196V194H95ZM106 195H107V194H106ZM106 195L103 194V197H105ZM114 195H115V194H114ZM117 195H118V194L116 193V196H117ZM145 195H146V194H145ZM160 195H162V193H161ZM160 195H158V196L160 197ZM200 195H201V194H200ZM202 195H203V192H202ZM2 196H3V195H2ZM2 196H0V197H2ZM59 196H60V193H59ZM68 196L70 197V194H69ZM72 196H73V195H72ZM79 196H78V197H79ZM89 196L92 197V195H89ZM96 196H95V198H96ZM108 196H109V195H108ZM111 196H112V198L114 197V199H115V196H113V195H111ZM121 196H123V195L120 194V197H121ZM151 196H152V194H151ZM176 196H175V199H177ZM180 196H182V195H180ZM193 196H192V198H193ZM3 197H4V196H3ZM21 197H22V196H21ZM23 197H24V196H23ZM27 197H28V196H27ZM45 197H46V198H45ZM53 197H54V196H53ZM53 197H52V198H53ZM56 197H58V196H56ZM60 197H61V200H62V196H60ZM60 197H59V198H60ZM78 197H77V198H78ZM144 197H146V196H144ZM149 197H150V196H149ZM185 197H186V196H185ZM187 197H188V198H191V196H188V195H187ZM187 197L184 199V196H183V198H181V199H184L185 201H187V200H186ZM198 197L202 198V196H198ZM198 197H197V200H196L195 197H194L195 199H194V198H193V199H190L191 201H188V203H189V202L191 203L192 200H193V201H195V200L198 201ZM6 198H7V197H6ZM17 198H18V197H17ZM25 198H26V197H25ZM44 198H45V199H44ZM59 198H58V199H59ZM64 198H65V197H64ZM67 198H68V197H66V199H65L64 201H67ZM72 198L75 199L74 197H72ZM72 198H71V199H72ZM93 198H94V197H92V199H93ZM107 198H108V197L106 196V200H107ZM112 198H111V201H110V202H113V201H114ZM118 198H119V197H118ZM118 198L116 197V200H118ZM157 198H158V197H156L155 200H156ZM200 198H199V199H200ZM1 199H2V198H1ZM3 199H4V198H3ZM19 199H21V198H19ZM31 199H32V198H31ZM49 199H50V198H49ZM49 199H48V200H49ZM56 199H57V198H56ZM68 199H69V198H68ZM87 199H88V198H87ZM144 199L146 200L147 197L144 198ZM169 199H170L169 202H171V201L173 200V199H172V196H171L170 198H168V200H169ZM179 199H180V198H179ZM181 199H180V202H179V203H181V202L183 201V200H181ZM6 200H7V199H6ZM25 200H28V199H24V201H25ZM52 200H53V199H52ZM106 200L103 199L102 201L104 202V201H106ZM112 200H113V201H112ZM148 200H152V198H151V199L149 198ZM158 200H159V199H158ZM203 200H204V196H203ZM3 201H4V200H3ZM3 201L1 200L2 203H3ZM17 201H18V199L16 200V202H17ZM45 201H46L45 203H48V202H47V199H46ZM49 201L51 202V200H49ZM64 201H63V202H64ZM89 201H90V199H89ZM91 201H92V200H91ZM94 201H95V199H94ZM100 201H101V200H100ZM107 201H108V200H107ZM107 201H106V202H107ZM119 201H120V200H119ZM142 201H143V200H142ZM173 201H174V200H173ZM173 201H172V202H173ZM177 201H178V200H175L176 203H177ZM200 201H201V199H200ZM200 201H199V202H200ZM207 201L210 202V198H208ZM4 202H5V201H4ZM13 202H14V200H13ZM18 202H19V201H18ZM18 202H17V203H18ZM22 202H23V201H22ZM22 202L20 201L19 203L22 204ZM32 202H33V201H32ZM50 202H49V204H50ZM53 202L56 203L57 201L55 202V201L53 200ZM69 202H70V200H69ZM78 202H79V204H82V203H80L81 200H80V201L78 200ZM103 202H102V207H103V204H104V205H107V204H105L106 202H105V203H103ZM146 202H147V201H146ZM149 202H150V204H151V201H149ZM155 202H156V201H155ZM172 202H171V203H172ZM175 202H174V203H175ZM201 202H202V201H201ZM203 202H204V204H205V200H204ZM209 202H206V203L208 204ZM14 203H15V202H14ZM14 203H13V204H14ZM54 203H53V204H54ZM57 203H58V202H57ZM66 203H67V202H65V204H66ZM71 203H72V200H71ZM88 203H89V202H87V204H88ZM92 203H93V202H92ZM94 203H96V202H94ZM113 203H114V202H113ZM119 203H120V202H119ZM119 203H118V204H119ZM134 203H135V202H134ZM141 203H142V202H141ZM141 203H140V204H141ZM143 203H144V205H145V201H144ZM147 203H148V202H147ZM153 203H154V202H153ZM162 203H163V201H162ZM174 203H173V204H174ZM176 203H175V204H176ZM183 203H184V202H183ZM183 203H182V204H183ZM190 203H189V205L194 204V203H191V204H190ZM196 203H198V202H196ZM210 203H212V200H211ZM3 204H4V203H3ZM27 204H28V203H27ZM27 204H26V205H27ZM29 204H30V203H29ZM58 204H59V203H58ZM58 204H57V205H58ZM72 204H73V203H72ZM72 204H71V205H72ZM77 204H78V203H77ZM90 204H91V203H90ZM100 204H101V203H99V205H100ZM111 204H112V203H111ZM118 204H117V205H118ZM150 204H148V206H149ZM163 204H164V203H163ZM166 204H167V206H169V207L173 206L172 208H175L174 206H176V205H173V204H172V205H168L169 203H166V202H165L164 205H166ZM207 204H206V205H207ZM212 204H213V203H212ZM41 205H42V204H41ZM44 205H47V204H44ZM59 205H60V206L62 205L61 201H60V204H59ZM63 205H64V204H63ZM63 205H62V206H63ZM71 205H70V206H71ZM85 205H86V204H85ZM88 205H89V204H88ZM91 205H92V204H91ZM91 205H90V206H91ZM109 205H110V203H109ZM112 205H113V204H112ZM117 205H116V207H117ZM119 205H120V204H119ZM119 205H118V207H119ZM131 205H132V204H131ZM137 205H138V203H137ZM152 205H153V204H152ZM152 205H150V206L152 207ZM183 205H186V204H183ZM187 205H188V204H187ZM187 205H186V206H187ZM3 206H6V203H5V205H3ZM21 206H22V205H20V207H21ZM32 206H34V204H33ZM39 206H40V205H39ZM39 206H37V209H38ZM47 206H48V205H47ZM51 206H52V205H51ZM51 206H48V207H51ZM73 206H74V205H73ZM77 206H78V205H77ZM77 206L74 207V208L77 209ZM80 206H81V205H80ZM100 206H101V205H100ZM122 206H123V205H122ZM133 206H135V204H133ZM133 206H132V207H133ZM140 206L142 207V205H140ZM145 206L148 207L147 205H145ZM145 206H143V209H144ZM167 206H163V207H167ZM194 206H195V205H194ZM208 206H209V204H208ZM211 206H212V205H211ZM211 206H210L209 208H211ZM24 207H25V206H24ZM24 207H22V208H24ZM27 207H28V206H27ZM35 207H36V206H35ZM43 207H45V206H43V205H42V207L40 206L41 209H43ZM56 207L58 208V206H56ZM66 207H67V206H66ZM66 207H65V209H66V211H67V208H69V205H68L67 208H66ZM86 207H87V205H86ZM102 207H101V208H102ZM120 207H121V206H120ZM120 207H119V208H120ZM160 207H161V206H160ZM183 207H184V206H183ZM1 208L3 209L2 205H1ZM1 208H0V211H1ZM6 208H7V207H6ZM11 208H13V207H11ZM14 208H15V207H14ZM57 208H56V209H57ZM63 208H64V207H63ZM63 208H62V209H63ZM74 208L71 207V209H73V210H74ZM81 208H84V207H80L79 209H81ZM88 208H89V207H88ZM110 208H111V205H110ZM110 208H107L106 211H108ZM113 208H114V206H113ZM113 208H112V209H113ZM121 208H123V207H121ZM121 208H120V209H121ZM127 208H128V206H127ZM130 208H131V207H130ZM135 208H138V207L135 206ZM135 208H132V210H134ZM158 208H159V207H158ZM158 208H156V211L158 210ZM167 208H168V207H167ZM176 208H178V207H176ZM179 208H181V206H179ZM184 208H186V207H184ZM188 208H189V207H187L186 209H188ZM17 209H18V208H17ZM33 209H34V208H33ZM37 209H36V210H37ZM44 209H45V208H44ZM44 209H43V210H44ZM46 209H47V211H50V209H48V208H46ZM60 209H61V208L59 207L58 210H60ZM86 209H87V208H86ZM89 209H91V207H90ZM114 209H115V208H114ZM123 209H124V208H123ZM128 209H129V208H128ZM128 209H127V211H128ZM154 209H155V208H154ZM203 209H207V207H206V208H202V210H203ZM211 209H212V208H211ZM213 209H214V208H213ZM12 210H13V209H11V210L9 209V211L6 210L5 212H10V211H12ZM20 210H21V209H20ZM36 210H35V211H36ZM73 210H72L71 213H73ZM95 210H96V209H95ZM95 210L93 209V211H95ZM116 210H117V209H116ZM135 210H136V209H135ZM135 210H134V211H135ZM138 210H139V209H138ZM148 210H149V208H148ZM159 210H160V209H159ZM159 210H158V211H159ZM174 210H175V209H174ZM174 210H173V211H174ZM177 210H180V209H176V211H177ZM2 211L4 212V210H2ZM23 211H24V210H23ZM39 211H40V209H39ZM44 211H46V210H44ZM47 211L44 212L45 215L48 213ZM66 211H65V213H66ZM68 211H69V210H68ZM74 211H75V210H74ZM84 211H85V209H84ZM84 211H82V212H84ZM93 211L91 210V215H92V213H93V214L95 213V212H93ZM109 211H110V210H109ZM111 211H112V210H111ZM111 211H110V213H109V212H108V213H109L111 216H114L115 213L112 215V212H113V211H112V212H111ZM119 211H120V210H119ZM134 211H132V212H134ZM141 211H142V209H141ZM170 211H171V210H170ZM187 211H188V210H187ZM204 211H205V210H204ZM204 211H203V212H204ZM207 211H209V209H208ZM207 211H206V212H207ZM211 211H212V210H211ZM5 212H4V213H5ZM12 212H13V211H12ZM18 212H19V209H18L17 213H15V215L18 214ZM24 212H25V211H24ZM24 212H23V213H24ZM28 212H29V211H28ZM31 212H32V211H30L29 214H30ZM50 212H51V211H50ZM55 212H56V211H55ZM62 212H63V210H61L60 214H63ZM75 212H78V211H75ZM79 212H80V210H79ZM86 212L88 213V216H87V218H88L90 214H89L88 210H86V211L84 212V214H85ZM114 212H115V210H114ZM145 212L147 213V209H146ZM181 212H182V211H181ZM181 212H180V214H181ZM183 212H184V211H183ZM10 213H11V212H10ZM10 213H7V215L10 214ZM21 213H22V212H21ZM42 213H43V212H42ZM56 213H58V212H56ZM65 213H64L63 215H66ZM87 213H86V214H87ZM105 213H106V212H105ZM108 213H107V215H108V217H109V214H108ZM117 213H118V211H117ZM124 213H125V212H124ZM127 213H128V212H127ZM127 213H126L125 216L122 215V217L124 216L125 219H126V217L128 218V215H129V214H127ZM135 213H136V212H135ZM135 213H134V215H135ZM137 213H138V211H137ZM143 213H144V212H143ZM143 213L141 212V215H142ZM146 213H145V214H146ZM155 213H156V216H159L158 214H159L160 212H159L158 214H157V212H155ZM171 213H172V212H171ZM171 213H170V214H171ZM186 213H187V212H186ZM204 213H205V212H204ZM25 214H26V213H25ZM33 214H34V213H33ZM36 214H39V212H38V213L36 212ZM40 214H41V213H40ZM60 214H59V215H60ZM118 214L120 215V213H118ZM118 214H116V215H118ZM121 214H122V213H121ZM145 214H144V216H146ZM173 214L175 215V213H173ZM173 214H172V217H173ZM205 214H206V216H207L208 213H205ZM205 214H203V215H205ZM209 214L211 215V213H209ZM12 215H13V214H11V216H12ZM41 215H42V214H41ZM49 215H50V214H47V218H48ZM53 215H54V216H53ZM69 215H71V214H69ZM69 215L66 216V217H68V219H69L71 216L76 215V213H75V214H72L70 217H69ZM101 215H103V214H101ZM101 215H99V216H101ZM116 215H115L114 217H116ZM132 215H133V214H132ZM134 215H133V216H134ZM136 215H137V214H136ZM183 215H184V214H183ZM5 216H6V214H5ZM22 216H25V215L23 214ZM38 216H39V215H38ZM51 216H53V217H51ZM51 216H50L51 219L49 218L50 220H52L51 222H54V220L56 221V220L58 219V218L55 217L56 215H55L54 213L51 214ZM57 216H58V214H57ZM82 216H83V215H82ZM92 216H93V215H92ZM138 216H139V215H138ZM144 216H141V217L139 216V218L141 219V218L143 217L142 219L144 220V219L146 218V217H144ZM154 216H155V214H154ZM154 216L152 215V218H151L152 220H153V217H154ZM176 216H177V214H176ZM13 217H14V216H13ZM18 217H19V216H18ZM31 217H33V216H31ZM35 217H36V219H37V215H36ZM39 217H40V216H39ZM43 217H44V216H43ZM43 217H41V218H43ZM61 217H62V216H61ZM64 217H65V216H64ZM64 217H63V218H64ZM84 217H85V216H84ZM108 217L106 216V218L109 219V220L114 219V217H111V219L108 218ZM118 217H119V216H118ZM122 217H120L121 220H119V219L117 220V218H116V220L121 222V221H122ZM124 217H123V218H124ZM131 217H132V216H131ZM169 217H170V215H169ZM169 217H167L168 220L172 218V217H171V218H169ZM174 217H175V216H174ZM179 217H180V216H179ZM183 217H184V219H185V217H186V219L188 218L187 215H186V216H183ZM210 217H211V216H210ZM210 217H209V215H208L207 219L210 218ZM1 218L3 219V216H1ZM1 218H0V220H1ZM19 218H20V217H19ZM19 218H17V220H19ZM26 218H27V220H28V217H26ZM47 218L45 217V218H44L45 220L43 219V221L46 222ZM52 218H54V220H53ZM55 218H56V219H55ZM71 218H72V219H70V220H73V219H74V216L71 217ZM82 218H83V217H82ZM87 218H85V219H87ZM96 218H97V221H100V220H101V219L98 218V217H96ZM155 218H156V221H154V222L156 223L158 217H154V220H155ZM4 219H5V218H4ZM4 219H3V220H4ZM6 219H7V218H6ZM6 219L4 220V223H3L2 221H0V223L2 222L3 224H5L6 221L9 220V219H8V220H6ZM10 219H11V218H10ZM12 219H13V218H12ZM15 219H16V218H15ZM22 219H23V218H22ZM38 219L40 220V218H38ZM68 219L66 218V224H67V222L69 221ZM98 219H100V220H98ZM125 219H123V220H125ZM151 219H150V220H151ZM186 219H185V221H186ZM13 220H14V219H13ZM17 220L15 221L16 223H18ZM27 220H26V222H27V224H28L29 222H28ZM29 220H30V219H29ZM31 220H32V219H31ZM34 220H35V219H33V221H34ZM59 220H60V219H59ZM61 220H62V219H61ZM61 220H60V221H61ZM63 220H64V219H63ZM63 220H62V221H63ZM67 220H68V221H67ZM87 220H90V219H87ZM91 220H92V219H91ZM91 220H90V221H91ZM94 220H95V219H94ZM126 220H127V219H126ZM129 220H130V219H129ZM129 220H128V221H129ZM168 220H166V222H167ZM174 220L176 221L177 219L174 218ZM178 220H179V219H178ZM181 220H182V217H181ZM205 220H206V219H205ZM11 221H12V220H11ZM11 221H10V224L13 222V221H12V222H11ZM41 221H42V220H41ZM57 221H58V220H57ZM60 221L56 222L55 225L52 223V224L55 226V227H54V229H55L54 232L56 233V234H54L55 236L57 235L58 232H60V229H61V222H62V221H61V222H60ZM82 221H83V220H82ZM97 221H96V223H97ZM103 221H104V220H103ZM140 221H141V223H142V220H140ZM185 221H182V222L185 223ZM187 221H188V219H187ZM187 221H186V223H188ZM21 222H22V221H21ZM26 222H23V223H26ZM47 222H48V221H47ZM47 222H46V223H47ZM69 222L71 223V221H69ZM72 222H73V221H72ZM101 222H102V221H101ZM101 222H98V223H101ZM106 222H107V221H106ZM114 222H115V221H114ZM114 222H113V224H114ZM120 222L115 223V224H119ZM145 222H146V219L144 220V223H145ZM166 222H165V223H166ZM19 223H20V222H19ZM31 223H32V222H31ZM41 223L43 224V222H41ZM62 223H63V222H62ZM80 223H81V222H80ZM104 223H105V222H104ZM126 223H127V221H126ZM126 223H125V224H126ZM139 223H140V222H139ZM141 223H140V224H141ZM144 223H143V224H144ZM150 223H151V222H150ZM152 223H153V221H152ZM152 223H151V225H152ZM167 223H168V222H167ZM167 223H166L165 225H166V226L169 225L168 227H166V226L164 225L166 228H168L167 230H169V227H170V230H172V229H173L172 226H176V222L174 223L172 220H170V222H169L168 224H167ZM186 223H185V224H186ZM3 224H2V225H3ZM12 224H13V223H12ZM12 224H11V225H12ZM27 224H26V225H27ZM29 224H30V223H29ZM32 224H34V223H32ZM44 224H45V223H44ZM44 224H43V225H44ZM49 224H50V222L48 223V225L45 224L43 227H45V226L47 225V228H48ZM71 224H72V223H71ZM85 224H86V223H84V221H83V225H82V226L85 227V226H84ZM87 224H90V223L88 222ZM91 224H95V221H94L93 223H91ZM91 224L89 225L90 227L86 225V227L88 228V230H89V228H90V230H91ZM101 224H102V223H101ZM113 224H112V225H113ZM115 224H114V225H115ZM122 224H124L123 221H122ZM122 224H120L119 226H124V225H122ZM173 224H175V225H173ZM185 224H184V225L182 224V225L185 226ZM6 225H7V223H6ZM16 225H19V226H20V224H15V226H16ZM53 225L50 224V227H51V226L53 227ZM96 225H98V224H96ZM96 225H94V227H95ZM102 225H104V224H102ZM141 225H142V224H141ZM149 225H150V224H149ZM151 225H150V226H151ZM154 225H155V224H154ZM7 226H10V225L8 224ZM21 226H23V224H21ZM21 226H20V227H21ZM24 226H25V224H24ZM24 226H23V227H24ZM28 226H29V225H28ZM30 226H31V225H30ZM30 226H29V227H30ZM33 226H34V225H32L31 228H32ZM38 226H40V225H38ZM38 226H37V227H38ZM62 226H63V224H62ZM68 226H69V225H68ZM75 226H77V225H75ZM80 226H81V225H80ZM82 226H81V227H82ZM92 226H93V225H92ZM99 226H101V225H99ZM99 226H96L95 228H97V227L99 228ZM132 226L134 227L135 225H131V227H132ZM137 226H138V223L136 224L135 227H137ZM144 226H145V225H144ZM29 227H27V228L29 229ZM37 227H36V228H37ZM43 227H41V228H43ZM64 227H66V226H64ZM70 227H71V225H70ZM81 227H80V228L78 227V228L81 229ZM86 227H85V228H86ZM102 227H103V226H102ZM112 227H114V226H112ZM116 227H118V225H116ZM116 227H115V228H116ZM142 227H143V226H140V228H139V226H138V230H137V229H136V230L139 231V229H141L142 232H143V230L145 231V229H142ZM154 227H155V226H154ZM165 227H164V228H165ZM6 228H7V230L9 229V227H6ZM16 228H18V226H17ZM36 228H34V229H36ZM38 228H39V227H38ZM38 228L36 229V231L38 230ZM41 228H40V229H41ZM45 228H46V227H45ZM74 228H75V227H74ZM74 228H72V230H74ZM92 228H93V227H92ZM104 228H105V227H104ZM108 228H109V227H108ZM121 228H122V227H121ZM129 228H130V227H129ZM129 228H128V230H129ZM144 228H145V227H144ZM149 228L151 229V227H148V229H149ZM152 228H153V227H152ZM0 229H1V228H0ZM3 229H5V228H3ZM13 229H14V226H13V228H11V230H13ZM19 229H20V228H19ZM48 229H49V228H48ZM50 229H51V228H50ZM54 229H53V230H54ZM66 229H67V227H66ZM75 229H77V228H75ZM79 229H78V230H79ZM102 229H103V228H102ZM106 229H107V228H106ZM106 229H104V231H105ZM109 229H110V228H109ZM132 229H134V228H132ZM15 230H16V229H15ZM17 230H18V229H17ZM17 230H16V231H17ZM21 230H22V228H21ZM78 230H77L76 232L79 234V233H80L79 231H82L83 229H82V230H79V231H78ZM88 230H87V231H88ZM90 230H89V233H91V232L94 231L95 229H93L92 231H90ZM97 230H98V229H97ZM107 230H108V229H107ZM136 230L134 229L135 232H136ZM163 230H164V229H163ZM19 231H20V230H19ZM38 231H39V230H38ZM38 231H37V232H38ZM44 231H46V229H45V230L43 229V232H44ZM47 231H48V230H47ZM62 231H63V230H62ZM62 231H61L60 233H62L64 237H65L66 234H67V235H68V238H69V236H72V234L74 233V231H73V232H71V235H70V232H69V234H68V233L65 234V231H63L64 233H63ZM68 231H69V230H68ZM84 231H85V229H84ZM108 231H109V230H108ZM119 231H120V229H119V227H118V232H117V233H119ZM129 231H131V229H130ZM147 231H148V230H147ZM43 232H40V233H38V234H42V235H43ZM52 232H53V231H52ZM66 232H67V231H66ZM85 232H86V231H85ZM120 232H121V231H120ZM140 232H141V231H140ZM140 232H139V233H140ZM142 232H141V233H142ZM164 232H165V230H164ZM168 232H170V231H168ZM17 233H18V232H17ZM45 233H46V232H45ZM86 233H87V232H86ZM86 233H85V234H86ZM102 233H103V231H102ZM106 233H107V232H105L104 234H106ZM111 233H112V232H111ZM129 233H130V235L132 234L131 232H129ZM145 233H146V232H145ZM14 234H15V233H14ZM35 234H36V233H34V238H35V237H36V239L39 238V236H35ZM47 234H48V233H47ZM49 234H50V232H49ZM62 234H61V235H62ZM74 234H75V233H74ZM74 234H73V235H74ZM81 234H82V232H81ZM81 234H79V237H80V236H83V238H84V237L86 236V235L84 236V233H83L82 235H81ZM119 234H120V233H119ZM122 234H123V233H122ZM163 234H164V233H162V236H164ZM183 234H184V233H182V235H183ZM18 235H19V233H18ZM76 235H77V234H76ZM76 235H75V236H76ZM88 235H90V234H88ZM109 235H110V233H109ZM114 235H117V234L114 232V233H112V236H114ZM125 235H126V234H125ZM128 235H129V234H128ZM47 236H48V235H47ZM47 236H44V237H47ZM49 236H51V235H49ZM49 236H48V238H47L48 240H49ZM52 236H53V233H52ZM52 236H51V237H52ZM59 236H60V234H59ZM100 236H101V235H100ZM104 236H105V235H103V237H101V238H104V242H105V243L103 242L102 245H103V244H106V246H107V245H108V244H107V239H108V238H106V237H104ZM106 236H107V235H106ZM118 236H119V235H118ZM132 236H135V235H132ZM132 236H131V237H132ZM140 236H142V235H139L138 237L135 236V237H137V238L139 239ZM180 236H181V235H180ZM15 237H16V236H15ZM15 237H14V238H15ZM17 237H19V236H17ZM30 237H32V235H31ZM61 237H62V236H61ZM61 237H60V238H61ZM64 237H63V238H64ZM72 237H74V236H72ZM124 237H125V236H124ZM165 237H166V235H165ZM178 237H179V235H178ZM181 237H182V236H181ZM181 237H180L179 239L182 240ZM28 238H29V237H28ZM32 238H33V237H32ZM32 238H31V239H32ZM34 238H33V239H34ZM41 238H43V237H41ZM41 238H40V239H41ZM53 238H54V237H53ZM53 238H51V239L53 240ZM60 238H59V239H60ZM68 238H67V237L64 238V240L67 239V241L65 240V242H61L62 239H60V242H61V243H57V244H56V248H55V246H53V247H54L53 249H55L54 252H56V250L58 249V248H57V247H58V246H57L58 244L61 245V244L64 243L66 246H65V245L63 246V245H62V246H63V247H62V251H61V249H60V251L62 252L61 254L63 255V250H64L66 247L68 248V246H67V245H68V241L71 240L70 238H69L70 240H69ZM81 238H82V237H81ZM101 238L98 239V240H99V243L96 244V246H98V245L100 244V241H101L100 239H101ZM109 238H110V237H109ZM111 238H112V237H111ZM114 238H115V237H114ZM114 238H112L111 240H114V241H115ZM120 238L122 239V236H121ZM149 238H150V237H149ZM184 238H185V237H184ZM184 238H183V239H184ZM33 239H32V240H33ZM36 239H34L36 242H37L38 240L40 241V239H38V240H36ZM43 239H44V238H43ZM43 239H42V240H43ZM47 239L45 238L44 240H47ZM56 239H58V238L56 237ZM56 239H55V240H56ZM75 239H77V238L75 237ZM79 239H80V238H78V240H79ZM117 239H118V238H117ZM135 239H136V238H135ZM138 239H137V240H138ZM151 239H153V238L151 237ZM163 239H164V238H162V241H163ZM32 240H30V244H29V245H31V247H32V249H33V248H36L38 245L36 246V243H34V244H35V246H34V245H33V242H31ZM64 240H63V241H64ZM80 240H82V239H80ZM111 240H110V241H111ZM122 240H123V239H122ZM128 240H129V239H128ZM128 240H127V241H128ZM133 240H134V239H133ZM154 240H155V239H154ZM157 240H159V239L156 238L155 241L157 242ZM176 240H177V239H176ZM181 240H179V241L182 243L183 240H182V241H181ZM28 241H29V239H28ZM28 241H27V242H28ZM39 241H38V243L41 242V241H40V242H39ZM49 241H50V240H49ZM71 241H72V240H71ZM114 241H113V242H114ZM116 241H117V240H116ZM116 241H115V242H116ZM123 241H124V240H123ZM123 241H122V242H123ZM130 241H131V240H130ZM130 241H129V243H130ZM148 241L150 242L149 239H148ZM148 241H147V242H148ZM162 241H161V239H160L159 242L162 243ZM52 242H55V241H52ZM72 242H73V241H72ZM74 242L76 243V244H75V243H74V244H75V246L77 247V246L79 245V243H77V240H76V241L74 240ZM78 242H79V241H78ZM111 242H112V241H111ZM111 242H110V245H111ZM118 242H120V240H118ZM122 242H121V243H122ZM125 242H126V240H125ZM132 242H135V240L132 241ZM159 242H158V243H159ZM177 242H178V240H177ZM180 242H178V244H181ZM28 243H29V242H28ZM28 243H27V244H28ZM31 243H32V244H31ZM41 243L43 244V242H41ZM41 243H40V244H41ZM45 243H46V244H47V243L49 244V245L47 244V247H49V246L51 247V245H52V243L50 244L49 242H45ZM108 243H109V242H108ZM121 243H118V246H119V244H121ZM129 243H128V244H129ZM151 243H152V241H151ZM153 243H154V241H153ZM174 243L176 244V241H175ZM27 244H26V245H27ZM42 244H41V245H42ZM53 244H54V243H53ZM69 244H71V243L69 242ZM77 244H78V245H77ZM112 244H113V243H112ZM116 244H117V243H116ZM125 244H126V243H125ZM125 244H124V245H125ZM131 244H133V243H131ZM146 244H147V243H146ZM146 244H145V246H146ZM156 244H157V243H156ZM29 245H28V246H29ZM54 245H55V244H54ZM126 245H127V244H126ZM126 245H125V246H126ZM150 245H151V248H155V250H156V248H157L156 245H155V247H152V246H153L152 244H150ZM150 245L147 246V247H149V251H150ZM158 245H159V244H158ZM33 246H34V247H33ZM70 246H71V245H70ZM106 246L104 245V247H106ZM23 247L25 248L26 246L24 245ZM23 247H22V249H23ZM31 247H29V248L31 249ZM41 247H42V249H44V250H42V249L40 248V246H39L40 250H39V248H38L37 250H39V251H43V252H44V251H45V248H47V247H44V248H43V246H41ZM64 247H65V248H64ZM71 247H74V246H71ZM104 247H102L101 249L103 250ZM108 247H109V246H108ZM110 247H112V246H110ZM110 247H109V248H110ZM115 247H117V246L115 245ZM120 247H121V246H120ZM51 248H52V247H51ZM59 248H61V246H60ZM109 248H107V249L109 250ZM117 248L119 249V247H117ZM123 248H124V247H123ZM144 248H146V247H144ZM47 249H48V248H47ZM49 249H50V248H49ZM49 249H48L47 251H49ZM70 249H72V248H70ZM70 249H69V250H70ZM73 249H74V248H73ZM98 249H100V248L98 247ZM98 249H97V250H98ZM105 249H106V248H105ZM118 249H117V251H118ZM142 249H143V248H142ZM157 249H158V248H157ZM24 250H25V249H24ZM24 250H23V251H24ZM27 250H28V249H27ZM37 250H36V251H37ZM50 250H51V249H50ZM90 250H91V248H90ZM111 250H113V248H112ZM121 250L123 251V249H119L118 254H121V253H119ZM126 250H127V249H126ZM126 250H125V251H126ZM151 250H152V249H151ZM25 251H26V250H25ZM25 251L22 252V253L25 254ZM31 251H32V250H31ZM36 251H35V256H36V254L40 255L41 252H40V253H36ZM39 251H38V252H39ZM47 251H46V252H47ZM65 251H66V250H65ZM65 251H64V252H65ZM67 251H68V250H67ZM67 251H66V252H67ZM106 251H107V250H106ZM106 251L104 250V252H102V255H101V256H104V255L106 254V253H105ZM115 251H116V250H115ZM115 251L113 250L112 252H110L111 255H113L112 253L115 252ZM127 251H129V249H128ZM141 251H142V250H141ZM143 251H145V249H144ZM143 251H142V252H143ZM147 251H148V248H147ZM147 251H146V252H143V254L141 253V255H145L144 253H146V255H148V254L151 252V251H150V252L148 253ZM175 251H176V250H175ZM180 251H181V250H180ZM180 251L178 250V252H180ZM26 252H27V251H26ZM46 252H44V253H46ZM49 252H50V251H49ZM49 252H48V253H49ZM66 252H65V253H66ZM72 252H73V251H72ZM85 252H89V250L87 249V250H85ZM97 252H98V251H97ZM100 252H101V251L99 250V253H100ZM131 252H132V251H131ZM154 252H155V251H154ZM173 252H174V251H173ZM178 252H177V253H178ZM33 253H34V252H33ZM56 253H57V252H56ZM99 253H98V255H99ZM107 253H108V252H107ZM123 253H125V252L123 251ZM129 253H130V252H129ZM170 253H171V252H170ZM181 253L183 254V252H181ZM181 253H180V254H181ZM28 254H29V253H28ZM46 254H47V253H46ZM46 254H44V255L46 256ZM54 254H55V253H54ZM57 254H58V253H57ZM57 254H55V255H57ZM59 254H60V252H59ZM61 254H60V257H61ZM68 254L71 255V254H72L71 251H69ZM84 254H86V253H84ZM91 254L94 255V254H96V253H95V252H94V253H93V252L91 253V251H90V255H91ZM103 254H104V255H103ZM115 254H116V253H115ZM115 254H114V255H115ZM118 254H117L116 258H118ZM171 254H172V253H171ZM31 255H32V254H31ZM33 255H34V254H33ZM38 255L36 256L37 258H38ZM50 255H51V254H50ZM52 255H53V252H52ZM86 255L88 256V253H87ZM90 255H89V256H90ZM109 255H110V254H109ZM109 255H108V256H109ZM111 255H110V257H112L113 262H115V261H114L115 258H113L114 255H113V256H111ZM122 255L125 256V254H122ZM122 255H121V256H122ZM128 255H129V254H128ZM153 255H154V254H153ZM22 256H23V255H22ZM28 256H29V255H26V259L28 258ZM47 256H49V255H47ZM68 256H69V255H67L66 257L68 258ZM87 256H86V257H87ZM89 256H88V257H89ZM99 256H100V255H99ZM101 256L99 257L100 259L102 258ZM124 256H122V257H124ZM151 256H152V255H151ZM151 256H149V258H150L151 261H152L153 259L151 258ZM178 256H179V254L177 255L176 252H175V254L173 253V255H172L171 258H170V261H171V262H172V261H174V262L179 261V260L177 259ZM36 257H34V258H36ZM39 257H40V256H39ZM42 257L44 258V256H41V258H42ZM50 257H53V256H50ZM55 257H56V256H55ZM60 257L58 256V258H60ZM70 257H71V256H69V258H70ZM78 257H79V254H78ZM91 257H92V256H91ZM110 257H108V258H110ZM119 257H120V256H119ZM128 257H129V256H128ZM142 257H143V256H142ZM168 257H170V256H168ZM179 257H181V255H180ZM34 258H33V259H34ZM53 258H54V257H53ZM64 258H65V255H64ZM67 258H66V259H67ZM73 258H77V257L74 256ZM80 258H81V257H80ZM82 258H83V257H82ZM82 258H81L80 260H82ZM89 258H90V257H89ZM89 258H88V259H89ZM94 258H97V255L94 256ZM94 258H93V259H94ZM125 258L127 259V256H125ZM138 258H139V257H138ZM144 258H145V257H144ZM144 258H143V260H145V259H146V260L149 259V258H145V259H144ZM28 259H30V258H28ZM54 259H55V258H54ZM60 259H61V258H60ZM62 259H63V258H62ZM66 259H63V260L66 261V262L64 261L65 263L68 262V259H67V260H66ZM70 259H71V258H70ZM83 259H85V257H84ZM102 259H104V258H102ZM119 259H120V258H119ZM119 259H118V260H119ZM126 259H125V260H126ZM139 259H140V262H142V258L140 257ZM176 259H177V260H176ZM38 260H41V259L39 258ZM44 260H45V261L48 260V257H47V258H44L43 261H44ZM49 260H50V259H49ZM58 260H59V259H58ZM63 260H60V261H62V263H63ZM75 260H76V259H74V261H75ZM86 260H87V259H86ZM98 260H99V259H98ZM109 260L112 261L111 259H109ZM127 260H128V259H127ZM130 260H131V259H130ZM146 260H145V261H146ZM175 260H176V261H175ZM23 261H24V260H23ZM31 261H32V260H31ZM36 261H37V259H36ZM69 261H70V260H69ZM74 261H73V262H74ZM78 261H79V260H76V263H77V264H78ZM89 261H91V260L89 259ZM96 261H97V260L95 259V261H93V262L91 261L90 263L93 264V263L95 262L96 264H99V263H98L99 261H98V262H96ZM116 261H117V260H116ZM120 261L124 262V260H121V259H120ZM134 261H136V263H137L138 260L136 259V260H134ZM134 261L132 260L133 263H134ZM145 261H144L143 264H145ZM27 262H28V260H26V263H27ZM37 262H38V261H37ZM37 262H35L34 264H36ZM39 262H42V260L39 261ZM80 262L82 263L83 261H79V263H80ZM85 262H86V261H84V264H86ZM101 262H103V261L100 260V263H101ZM122 262L119 263V261H118L119 264H123ZM125 262L127 263V261H125ZM146 262L148 263V261H146ZM149 262H150V260H149ZM163 262H165V261H163ZM163 262H162V263H163ZM166 262H168V261H166ZM26 263H25V264H26ZM47 263H48V264H51L52 261H51L50 263H49V261H48ZM54 263H55V262H54ZM54 263H53V264H54ZM81 263H80V264H81ZM126 263H124V264H126ZM147 263H146V264H147ZM168 263H169V262H168ZM172 263H173V262H172ZM172 263H170V264H172ZM177 263H178V262H177ZM37 264H39V263H37ZM42 264H43V262H42ZM44 264H46V263H44ZM57 264H58V262H57ZM63 264H64V263H63ZM74 264H75V262H74ZM82 264H83V263H82ZM128 264H130V262H128ZM137 264H138V263H137ZM140 264H142V263H140ZM149 264H151V262H150ZM165 264H166V263H165Z\"/></svg>", "mask_w": 264, "mask_h": 264}]
</instances>
